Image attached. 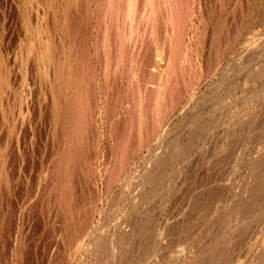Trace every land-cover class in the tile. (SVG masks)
Masks as SVG:
<instances>
[{
	"label": "rangeland",
	"instance_id": "rangeland-1",
	"mask_svg": "<svg viewBox=\"0 0 264 264\" xmlns=\"http://www.w3.org/2000/svg\"><path fill=\"white\" fill-rule=\"evenodd\" d=\"M64 1H65V3H64ZM79 1L80 0H78V1L74 0V2H79ZM100 1H102V0H93V1L88 0V2L86 0H84V1L82 0L83 3L80 1L77 4L76 3L74 4L73 0H56L55 2H54V0H42V1L41 0H38V1L37 0H0V84L2 83L1 85L3 87L2 89H0V117H1L0 118V124H1L0 125L1 126L0 127V168H1L0 169V179L1 180L0 181H1L2 187L4 185V191L7 189L5 191V194H4L3 188L1 190V187H0V190H1L0 196L4 194V196L0 197V203H1L0 204V264H51V262H53L54 264H57V263L58 264H62V263L63 264H72V263L73 264H112L113 256L115 255L114 250L115 249L120 250L122 248V246L124 245V241H128V238H125L123 235H124V232L126 231V229L128 230L131 227L132 222L134 225H137V223H138V225L140 227H141V225H143L145 223L144 233L136 236L135 238H137V240L134 238V240L136 241L133 243L134 247L132 248L134 252L131 251L130 248L128 251L124 247V249H123L124 251H122V253L119 254V260L117 261V264H134V263L135 264H142V263L143 264L144 263L145 264H152V263L153 264H180L182 261H184V259L187 261L188 257L196 256L197 253H199V254L196 256V258L200 257V250L205 251V249L207 247V245H206L207 243L206 242L203 243V242L204 241L208 242L210 239L209 238L210 235H213L212 229L214 230V229H216V227L218 228V226L220 224L218 222H220L221 220L223 222V214H224V209H225L224 206H225V203L228 201H229V221L228 222H229V241L230 242H227V243L226 242L225 243L220 242V245H218V246L220 247V249H222V251L224 249L223 252H225L227 254L226 255L227 257H229V264H240V263H238L239 261H241L242 263L251 262L249 264H252V263L254 264V262H255V264L264 263V228H263V225H264V221H263L264 220V204H263L264 203V192H260L259 195L255 194L256 189H257L255 184L256 183H258L260 185L264 184V114H263V112H264V15H263L264 14V12H263L264 11V4H263L264 0H261V1L260 0H258V1L257 0H243V1L242 0H221V2H220V0H215V1L214 0H206V1L205 0H199V1L198 0L197 1L192 0L193 3L191 0H186V1L185 0H178V2H176V0H174L173 1L174 3H171L172 0H169V1L165 0L166 4H165L164 0L163 1L162 0H156V1L155 0H146V1L141 0V2L138 0H131V1L130 0H123L124 2L122 0H120V1L115 0V3L112 5L114 10H112V8H110V7L107 8L108 6H106V7L104 6L105 8L101 9V11L104 10L103 12H101L99 10L100 9V7H99ZM103 1H105V2H101L100 4H102V3L107 4L108 0H103ZM154 1H155L156 6L154 5ZM120 2H121V5L119 7L118 5L120 4ZM122 2L124 4H122ZM139 2H140V5L142 3L143 6L142 5L140 6ZM200 2H202L201 3L202 5L200 4ZM71 3H73V4H71ZM87 3H89V4H87ZM95 3L98 5H96ZM134 3H136V4H134ZM143 3H146L147 6H145L146 4L144 5ZM159 3H161V4H159ZM191 3H192V5H190ZM63 4H64V6H63ZM93 4L96 5V7ZM172 4H173V6H172ZM75 5H76V7H75ZM80 5H82L81 7L84 10L81 7L79 8ZM134 5H136V6L138 5L137 8ZM157 5H159V7ZM234 5H236V6H234ZM92 6H94V7H92ZM121 6H122V8H121ZM165 6H168V7H165ZM185 6L187 7V9L185 8ZM198 6H199V9H198ZM59 7H61V8H59ZM62 7H64V8L62 9ZM65 7L67 10L65 9ZM157 7H158V12H156ZM201 7H203V8H201ZM27 8H28V10H27ZM69 8H70V10H69ZM86 8L87 9L90 8L91 10L90 9L87 10ZM92 8H95V10L97 9V11H95L94 9L92 10ZM160 8H162V9H160ZM243 8H244V10H243ZM79 9L80 10L82 9L84 14H82V12ZM136 9H139V10L137 11ZM31 10H33L34 15L32 14ZM47 10H49V11H47ZM191 10H193V11H191ZM237 10H239V11H237ZM69 11L72 14H69ZM118 11H119V13H118ZM135 11H136V13H135ZM178 11L179 12L181 11V13L179 14ZM93 12H97L96 13L97 15L94 14ZM99 12L101 13V15ZM137 12H139V14ZM161 12L164 13L163 15H165V16H163ZM235 12H237V13L234 14ZM238 12H240V14ZM40 13H41V15H40ZM58 13H60V14H58ZM67 13L71 17L74 15L72 18L76 19V20H77L76 17L79 16V20H77L78 22H76V23L74 22V23L76 24L75 26H77V24H79L80 26L82 25L80 27L81 29L84 26V29H82V31L80 30L81 33L84 32L81 34L82 36L84 35L83 37L80 38V35L78 36L79 33L75 34V32H73L74 34L72 35V34H70V32H68V33H67V31L65 32L64 31L65 29H62V23H63V25H66L67 24L66 18H68V20H69ZM106 13L108 16L106 15ZM117 13H118V15H120L119 16L120 18H117L118 17ZM166 13H167V15H166ZM202 13H204V15ZM210 13H213V16ZM81 14L83 16H81ZM109 14H112V15L110 16ZM135 14L138 16H136ZM207 14H209V15H207ZM238 14H239V16H237ZM56 15H58L59 17L58 16L56 17ZM134 15L136 16L135 20H134ZM183 15H184V18H182ZM215 15H216V17H215ZM60 16H62V18ZM98 16H101L102 23H98V22H101L100 18L98 19ZM142 16H145V18ZM160 16L162 17L161 19H160ZM233 16H235V17H233ZM110 17H111V20L108 21L107 18L110 19ZM173 17L177 20V22ZM229 17H231V18H229ZM31 18L33 19V21H31ZM46 18H48V19H46ZM112 18L113 19L115 18V19L112 21ZM126 18H127V20H126ZM140 18H142V19L140 20ZM163 18H164V20H163ZM211 18L212 19L214 18L215 20L214 19L210 20ZM51 19H52V21H51ZM59 19H60V21H58ZM80 19H81V22L83 24L85 22H87V20L91 19L90 21L87 22V23H89L88 28L90 30L86 27L87 23L83 25L80 22ZM105 19H106V22H105ZM219 19H220V21H219ZM235 19H237V20L235 21ZM76 20H74V21H76ZM158 20H159V22L163 23V25H161V28L159 27L160 25L157 27L155 26V25L159 24V22L157 23ZM96 21H98L97 23L99 25L96 24ZM126 21L129 25L126 23ZM32 22H33V25H32ZM90 22L91 23L95 22L94 26L96 25V27H97V25L103 26V27L100 26L99 28L97 27L99 34L95 33V32H97L96 28H94L93 23L91 24ZM107 22L108 23L111 22L112 24L111 23L108 24ZM119 22H120V24H119ZM182 22L184 23L183 25H181ZM42 23H43V25H42ZM106 23L108 24L107 28H106ZM125 23L127 24V28H126ZM140 23L142 25H138ZM143 23H144V25H143ZM201 23H203V24H201ZM205 23H206V25H205ZM178 24H179V26H178ZM197 24H198V26H197ZM49 25H51L52 27L50 26L51 28H49ZM89 25H91V26L89 27ZM109 25H111V27ZM118 25L120 26V28L118 27ZM166 25H167V27H166ZM184 25H185V27H184ZM141 26H143V27H141ZM148 26H149V29H148ZM223 26H226V27H223ZM229 26H231V29H228ZM145 27H146V29H145ZM155 27H156V29H155ZM233 27H235V28H233ZM115 28L117 31L115 30ZM132 28H134V29H132ZM140 28H142V29H140ZM157 28H160V29H157ZM178 28H183V29L178 30ZM187 28H188V30H187ZM195 28H199L200 31L198 29H195ZM109 29L113 30V32L115 34L110 33ZM124 29H126V30H124ZM101 30H103V31H101ZM119 30H120V32H119ZM127 30L129 31L128 32L129 34L127 33ZM49 31L51 32V35H49V33H50ZM124 31L126 33V37H124L125 36ZM145 31H146V33H145ZM209 31H210V33H209ZM100 32L102 33L101 35H100ZM108 32L110 33L111 37H108L109 36ZM142 32H144L145 35ZM153 32H154V35H152ZM196 32L198 33V35ZM235 32H237V33H235ZM64 33H66L65 34L66 36L64 35ZM139 33H141V35H139ZM223 33L225 36L223 35ZM35 34L39 35L41 37L40 41H43L44 44L47 46L46 51L41 50V43L37 44L38 38L36 39V41L32 40L33 35H35ZM86 34H87V36H85ZM92 34L97 36L99 38V40L97 39V41H96L95 36H93ZM161 34L163 35L162 37H163V41L165 43L168 40V42H167L168 44L163 45L165 48L163 46H161L163 43V41L161 39L162 38ZM179 34L182 35L183 37H180ZM228 34H229V36H228ZM230 34L231 35L233 34V35L231 36ZM236 34H238V35H236ZM69 35H70V38H69ZM71 35L73 38H71ZM114 35H115V37H114ZM116 35L119 36L120 42H119L118 37ZM91 36H93V38L95 39V40L93 39V41H95L94 43L92 42ZM99 36H102V37H99ZM137 36L140 38L138 39ZM143 36L145 39L143 38ZM65 37H66V39H65ZM84 37H85V39H84ZM104 37H105V39H104ZM134 37L136 40L133 39ZM166 37H168L167 40H166ZM209 37L210 38L212 37L211 41H210ZM100 38L101 39L103 38V39L100 40ZM111 38L112 39L114 38L117 40L118 44L117 43L115 44L116 47H113L116 40L113 39L114 42H111L112 41ZM128 38L129 39L131 38V40H129ZM157 38H158V40H157ZM178 38H179V40H178ZM62 39L65 40L66 43ZM75 39L78 41L81 39L82 41H79L80 44L77 41L75 43L76 44V46H75V44H74ZM83 39L86 41H84ZM218 39L221 41L219 42ZM222 39H223V41H222ZM104 40H105V42H104ZM108 40H111V41H108ZM124 40H126L125 42H127V45H125V46H124V44H126V43L124 42ZM134 40H135V42H134ZM54 41H55V44H54ZM58 41H61L62 45H61V42H58ZM83 41L87 45L89 43L90 44L92 43V45L89 44L88 46H86V44L83 45L87 48L86 49L87 51L85 50V47L84 48L82 47V44L84 43ZM149 41H151L152 44ZM43 42H42V44H43ZM56 42H58V43H56ZM158 42H161V43H158ZM221 42H223V43H221ZM22 43H23V45L21 46ZM97 43L99 44V46L101 45L103 47V49H102V47L97 46ZM109 43L113 47L112 50L114 51V49H115V53L113 52L115 55L113 53L110 54L109 51H111V50H109V49L111 48V45ZM135 43H137V45ZM182 43H183V45H182ZM150 44H151V46H150ZM72 45H74V46H72ZM109 45H110V47H109ZM118 45H120V46H118ZM133 45L135 46V48H132V47H134ZM56 46H58V47H56ZM96 46H97V48H96ZM140 46H142V47H140ZM189 46H190V48H189ZM218 46H219V48H218ZM35 47H36V49H35ZM71 47H72V50H71ZM81 47H82V50H80ZM105 47H106V50H105ZM118 47L122 48L123 50L119 49ZM126 47H127V49H125ZM143 47H145V48H143ZM148 47H150L149 50H148ZM161 47L163 48V50L167 49L166 54L164 53L163 50H161ZM206 47L208 49L210 47L211 48L208 50ZM94 48H95V50H94ZM100 48H101V51H99ZM116 48H117V50H116ZM130 48H132V49L130 50ZM76 49H78V50H76ZM133 49H135V51L137 52V53H133V56L135 57V59L133 58L132 53L130 54V51H133ZM118 50H119V53H118ZM126 50H127V52H126ZM143 50H145L144 54H143ZM175 50L177 53L174 52ZM180 50H182V51H180ZM80 51H82V52L84 51L83 52L84 55L86 54L85 51L87 52L88 55H90V57L89 56L84 57V55L82 57V61L85 59L84 61L86 62L85 63L83 61L85 63L84 66H86V68H88V71H90V72L87 71L86 75L84 72H83V74L81 72H78V70H77L78 66L76 67V64H75L76 60L78 59V56L80 54ZM135 51H133V52H135ZM100 52H101V54L103 52V56L100 54ZM106 52H107V54H106ZM145 52H147V54L149 52H151L153 59L151 58L152 56L149 53L148 57H146L148 60H146V58H144V56H147V54ZM29 54H30V56H29ZM94 54H96V56L99 54L97 57L100 61H97L98 59ZM121 54H124V57ZM208 54H210V55H208ZM111 55H114V57H116L117 55L118 56L116 58L113 57L114 58L113 59ZM33 56H35V57H33ZM74 56H75V58H74ZM100 56H102V58ZM262 56H263V58H262ZM16 57H19V58H16ZM53 57L56 58V60ZM137 57H139V58H137ZM249 57H250V59H249ZM34 58H35V60L32 61ZM182 58H183V60H182ZM28 59H30V61H32V62L28 61ZM101 59H103V60H101ZM111 59H112V61H111ZM123 59H124V61L122 63ZM136 59H137V61H136ZM113 60H114V63H113L114 66L111 65ZM118 60L121 64L118 62ZM173 60L174 61L178 60V61L174 62ZM251 60H252V62H251ZM87 61L89 63L91 62L92 64L91 63L88 64ZM110 61H111V63H109ZM144 61H146V63H144L145 65L142 64ZM212 61L214 62V64L212 63ZM17 62H19V63H17ZM42 62H43V64H42ZM205 62H207V63H205ZM58 63L63 64V68H62L63 71L61 69L59 70V68L55 69L56 65ZM99 63L100 64L102 63L101 65H99V66H102L101 68L98 66ZM153 63H155V65ZM202 63L205 66H203ZM27 64H28V66H27ZM122 64H124V65H122ZM34 65H36V67ZM42 65H44V66H42ZM49 65H50V67H48ZM52 65H54V66H52ZM126 65L128 66V69H126L127 68ZM160 65H162V67ZM179 65L180 66L182 65L181 68ZM192 65L194 67L190 70ZM31 66H33V69H31L32 68ZM135 66L137 68L139 67L141 69L144 68V69H142V71L144 70L143 72H145V73H143L141 71L139 72L140 69L138 68V70H137ZM145 66L147 68H145ZM184 66H186L187 70ZM230 66L235 67V68H232L233 69L232 72H231ZM28 67L32 71H34L35 69L36 70L32 73V71ZM202 67H204L203 70L201 69ZM14 68H16V69H14ZM86 68L85 69L83 68V69L87 70ZM89 68H90V70H89ZM111 68H113V70ZM208 68L211 70L209 71ZM225 68H227V69H225ZM11 69L12 70L14 69L13 70L14 74L13 73L11 74V71H12ZM27 69H29V70H27ZM94 69H95V71H94ZM110 69L112 71H114V69H115V72L117 71L116 73H118V71L120 70L119 72H121V74H123V75L118 73L117 74V75H119L118 79L119 78L120 79L117 80L116 79L117 78L116 73L115 72L113 73ZM117 69H119V70H117ZM133 69H135L136 74L134 73ZM152 69H155V72ZM174 69L176 72L174 71ZM9 70H10V72H9ZM146 70H147L148 74L145 77L144 75L146 74ZM148 70H151V72L152 73L154 72V73L152 74ZM161 70H162V72H161ZM28 71H30V72L28 73ZM49 71H50V73H49ZM109 71L112 72V73H110L111 80H110V76L108 73ZM156 71H157V74H156ZM177 71H178V73H177ZM17 72H18V74H17ZM129 72H130V74H129V76H127L128 75L127 73H129ZM94 73H95V75H94ZM133 74H134V76L131 77ZM154 74L157 76H155ZM175 74H177L178 79H177ZM189 74L190 75L192 74V76H190ZM240 74H242V76ZM49 75H51V77ZM135 75H136V80L134 78ZM141 75L145 77L144 81H146L145 82L146 84L144 82L142 83L139 81L140 78H142V79H140L141 81L143 80V77H141ZM172 75H174V76H172ZM207 75H208V77H207ZM40 76H41V79H39ZM44 76H46V77H44ZM76 76L77 77L79 76L80 78L79 77L78 78H79V80H81V82H79L78 84L76 82ZM93 76H95V77H93ZM107 76L109 77L110 81H108ZM184 76L186 77V79L184 78ZM219 76L220 77L222 76L223 78L222 77L217 78ZM17 77H18V79H17ZM112 77H114V79ZM138 77H139V79H138ZM51 78H52V80H51ZM86 78L89 80L93 79V81H90L91 82L90 83L89 81H86ZM126 78H127V81L125 80ZM149 78H152V80L150 81ZM216 78L218 81L216 80ZM239 78L241 81L239 80ZM44 79H46V80H44ZM104 79L107 80L109 83L107 81H105ZM128 79L130 82L128 81ZM21 80H22V82H21ZM36 80H37V82H36ZM97 80H99V81H97ZM113 80H115L114 84L117 81L119 82V83L117 82L119 84V87L117 86V84L115 86H113V84H112ZM14 81H16V82H14ZM45 81H47V84ZM138 81L143 86L140 85L141 86L140 87L139 86L140 83L138 84ZM177 81H179V82H177ZM191 81H193V82H191ZM33 82H34V84H33ZM44 82H45V85H44ZM69 82H70L69 89L67 90V84ZM72 82H74V84ZM88 82H89V84H88ZM149 82H151V83H149ZM40 83H43V84L41 85ZM80 83L81 84L83 83V86ZM121 83H122V85H121ZM232 83H234V84H232ZM260 83H262V84H260ZM91 84H92V87L90 89ZM124 84H126V85H124ZM132 84H135V88H134V85H132ZM153 84H154V86H152ZM208 84H211L210 87ZM47 85H48V87H47ZM168 85H169V87H167ZM181 85H183V86L180 87ZM221 85H223V86H221ZM16 86L18 87V89ZM86 86H88V87H86ZM97 86H98V88H97ZM105 86L107 88H105ZM176 86L179 88L176 89ZM153 87H155L156 89H154ZM251 87L253 90L251 89ZM45 88H46V90H45ZM92 88H94V89H92ZM111 88H112V90H115L117 93H119V95L115 91L113 93H111V91H112ZM113 88H115V89H113ZM120 88H121V90H120ZM235 88H236V90H235ZM6 89H7V91H6ZM25 89H27V90H25ZM55 89H57L58 92L61 91L59 94L62 96V98L65 97L64 95H65L66 91H68V92L70 91L69 93L67 92L68 98H66V102L68 101L67 102V110H68L67 114L68 115L66 117L65 124L64 125L61 124L60 126L56 125L55 118H54V112H55L54 111L55 110L54 98H55V95H57V91ZM131 89H133V90H131ZM81 90H84L87 93L84 94L83 91H81ZM94 90H95V92H94ZM126 90H128V91H126ZM130 90H131V92H130ZM135 90H136V92L134 93ZM146 90H147V92H145ZM166 90H168L169 92L167 93ZM53 91H54V93H53ZM139 91H141V92H139ZM165 91H166L167 95H166ZM5 92H6V94H5ZM9 92H11L12 95L9 94ZM19 92H20V95H19ZM76 92H77V94H76ZM129 92L131 93V96H130ZM175 92L178 94L174 95ZM70 93H73L74 96H78V98L81 99L82 101L85 100L86 101L85 104L87 103L86 106L89 104L90 105L93 104L92 108L94 106L95 112L93 110H92V112H94V113L91 112L92 108L90 109V107H91L90 105L87 106L88 108L86 107L88 111L86 110V108L83 111L85 119H87L88 121L84 120V119L82 120L85 122L86 125L84 126V129L83 128L81 129V131H84V133L86 132V134H83V132L80 133V135L82 137H80L81 140L79 139L78 143H81V144H79L80 147L79 146L77 147V149L79 148L78 149L79 154H77V152H78L77 149H76L77 151L74 150L75 154L71 155V157H70V159H72V157H73V161L71 160V162H70V159H69L70 164L68 163L69 166H68L67 172L63 173L61 170V172H62V174H61L58 171V175H61L62 177L65 175L63 177V178H65L64 179L65 182H67V184L70 183V185L68 184V188L69 189L71 188L70 190L68 189V191L70 193L69 197H71V199H73V200H77L76 202L74 201V203L72 202L73 200L67 201V203L65 204V202L63 203V200L60 199L61 196H59V194L57 195L58 192L57 193L53 192L55 190H58L57 185L54 184V182H53V178L54 179H55V177L59 178V176H56V174H57L56 169L57 168L55 169L56 171L54 170V166H55L54 163H56V160L53 163L52 159L56 158V156H58V155H59L58 157L60 160L63 158L62 156L65 153L64 152L65 149L64 150L62 149V147H65L64 140L65 141L67 140V142H65L66 146H67L68 136H66V135L71 133V130H70L71 127L69 128V126H72L73 123L75 122L73 120L75 115H71V114H73V112H72L73 110H71V111L69 110V109H71V105H70V101H69V98H70L69 94ZM90 93H92L93 96ZM115 93H116V95H118V97L116 96L115 101H112V100H114L113 97L115 96ZM22 94H23V96H22ZM34 94H35V96H34ZM62 94H64V95H62ZM99 94H100V96H99ZM133 94H134V98H132ZM135 94H136V96H135ZM46 95H48V97H46ZM84 95H86V96L84 97ZM140 95L145 96L146 98L140 99ZM10 96H11V98H9ZM172 96H173V98H172ZM189 96H191V99ZM192 96L194 97V99ZM257 96H258V98H257ZM17 97H18V100H17V102H15L16 101L15 99H17ZM90 97H93L94 100H92V98H90ZM102 97L104 100L102 99ZM168 97H170V99H168ZM174 97H177V98L174 99ZM47 98L49 99V102H48ZM88 98L91 100H89ZM22 99L24 101H22ZM192 99H193V101H192ZM27 100H28V102H27ZM87 100L88 101H94V102L88 103ZM102 100H103V102H102ZM118 100H119V103H117ZM123 100H125V101H123ZM225 100H227V101H225ZM3 101H4V103H3ZM129 101H130V105H129ZM188 101L190 102L189 104H188ZM120 102H121V104H120ZM123 102H124V104H123ZM13 103H14V106H13ZM46 103H49L51 105V107ZM99 103H102V104H99ZM111 103L113 106L109 105ZM162 103H164V106L162 105ZM169 103H171V104H169ZM150 104H152V105H150ZM23 105H24V108L22 107ZM68 105L70 106V108ZM97 105H99V106H97ZM114 105H116L115 108H114ZM118 105H119V107H117ZM169 105L171 108L169 107ZM46 106H47V108H46ZM122 106H123L124 110L122 109ZM129 106H130V110H132V112H133V113L131 112L132 114L129 112L130 110H128ZM166 106H167V108H166ZM187 106L189 107V109H187L188 108ZM48 107L51 108V109H49L50 114L47 113ZM108 107L110 110L112 109V111L107 112ZM183 107H184V109H183ZM219 107H221L222 109H220ZM97 108H98V110H97ZM133 109H134V111H133ZM105 110H107L106 112L109 113V116L107 113H105ZM125 110H126V112H125ZM143 110H145L144 115L142 114ZM102 113H103V115L101 116L100 114H102ZM147 113L149 115H147ZM164 113H167V115ZM175 113H177V115ZM88 114L90 116L89 118L86 116ZM118 114H120V117H118ZM129 114H130V116H129ZM212 114H214V115H212ZM18 115H20V116H18ZM44 115L46 118H44ZM47 115H49V117ZM92 115H94V116H92ZM127 115L130 118L129 120L126 119L128 117ZM31 116H32V118H31ZM105 116L109 117L110 119L105 117ZM124 116H127V117H124ZM173 116H174V118H173ZM121 117L124 119L121 120ZM105 118L108 120H105ZM115 118H117V121L119 120L118 122L116 121L117 123L115 122L117 124V127H115L116 124L113 123L115 121ZM118 118H120V119H118ZM142 118H143V120H142ZM153 118H155V119L153 120ZM256 118H257V120H256ZM22 119H24V121ZM113 119H114V121H113ZM135 119L137 121H135ZM163 119H164V122H163ZM166 119H168V120H166ZM170 119H172V121ZM181 119H183V121ZM251 119L253 121H251ZM133 120H134V122H137L136 124L134 123V125H136V126L132 125ZM1 121H2V123H1ZM22 121L24 123H22ZM25 121H26V123H25ZM69 121L72 122V123L70 122L71 125H70ZM145 121H146V123H145ZM147 121L150 123H148ZM168 121H170V122H168ZM90 122H92L91 126H90ZM184 122H186V123H184ZM215 122H216V124H215ZM237 122H239V123H237ZM120 123H122L123 125H121ZM87 124H89V125H87ZM110 124H112L114 126H112ZM104 125H105V127L103 128ZM147 125L149 126V128ZM58 126L60 128V133L62 134V137H60L61 134L58 132V129H59ZM89 126H90V128H89ZM108 126H109V128H108ZM177 126L179 129H177ZM52 127H53V129H52ZM66 127H68V128H66ZM121 127L122 128L125 127L124 130H121ZM134 127H135V129H133ZM183 128H184V130H183ZM250 128H251V130H249ZM67 129H69L70 131ZM97 129H99V130H97ZM126 129H128V130L125 131ZM131 129H132V131L130 132ZM141 129H143V131ZM61 130L64 132H61ZM92 130H94V132ZM100 130H101V133H100ZM115 130L117 131L116 133L114 132ZM88 131H90L91 133ZM202 131H204V132H202ZM95 132H96V134H95ZM97 132H99V133H97ZM103 132H105L104 135H103ZM135 132H136V134H135ZM182 132H184L183 133L184 135L181 134ZM120 133H121V136L123 138L128 133L127 138L125 137L122 140ZM57 134H59V137H57ZM90 134H91V136L92 135L95 136L96 139L93 136L91 137ZM129 134H132V135H129ZM86 135L89 137H87ZM101 135H103V136H101ZM130 136H131V138H130ZM132 136H134V137L136 136L137 138H132ZM140 136H141V138H140ZM84 137H87V138H84ZM100 137H102V138H100ZM59 138H61V139H59ZM78 138H79V136H78ZM129 138L132 139L131 140L132 142L135 141V139H136V141L132 143L131 141H129L130 140ZM156 138H158V139H156ZM86 139H87L86 145L89 146L88 148L85 146ZM93 139H94V141H92ZM115 139H117V140L115 141ZM154 139H156V140H154ZM52 140H54V141L52 142ZM96 140H97V142H96ZM118 140L123 141V142H118ZM151 140H153V141H151ZM159 140L164 141V142L162 143ZM178 140H180V141H178ZM203 140H204V142H203ZM82 141H83L84 145L82 144ZM49 142H51V143L49 144ZM54 142L56 145L54 144ZM56 142H58V143L60 142L59 145L61 147L58 146V143H56ZM194 142H196V143H194ZM115 143H116V145H117V143H119L117 145L118 147H116ZM120 143H122V144H120ZM124 144H125V146H124ZM128 144L130 146L129 148L127 147ZM136 144H137V146H136ZM81 145H83V146L81 147ZM90 145L93 147V149L97 146V148H95V151L92 149V147ZM107 145H108V147H106ZM177 145L179 147H177ZM50 146H51V148H50ZM52 146L55 147V150H57L56 152L54 151V148H52ZM211 146H212V148H211ZM57 147H59V148H57ZM228 147L230 150L228 149ZM114 148H115V151L118 148V151L115 153L113 151ZM190 148H192V149L190 150ZM1 149H3V150H1ZM60 149L63 150L62 154L60 153L61 152ZM81 149H83V150H81ZM52 150H53V152H52ZM90 150L92 151V153ZM123 150H124V152H123ZM174 151H176V152H174ZM2 152H4L3 156H2ZM46 152H49L48 153L49 155L46 154ZM100 152L103 153L104 155L101 154ZM126 152L127 153L131 152V155L126 154ZM187 152L189 153L188 156H187V154H188ZM208 152H210V153H208ZM54 153H56V154L58 153V154L55 156ZM80 153L82 155H80ZM84 153H85V155H84ZM95 153L99 154V156H101V157H99ZM124 153H125V155H124ZM226 153H228L229 155L227 154L228 155L227 156ZM112 154H118V155L113 156ZM50 155H51V157H50ZM87 155H90L91 156L90 158L94 157L93 160L89 161V158L88 159L86 158L87 160H85L84 157H86ZM110 155H112V156H110ZM121 155H124V156H122V160H121ZM126 155H127V157H126ZM128 155H129V159H127ZM195 155H197V156H195ZM4 156L6 159L4 158ZM46 156L48 157V159ZM159 156H162L163 159L165 160V166H164L165 169H164V174L161 175L162 177L156 178V176L155 177L153 176L154 172L151 169L155 166ZM194 156H195V158H194ZM75 157H76V159H75ZM77 157H78V160H77ZM79 157L81 160L79 159ZM130 157H131V159H130ZM200 157H202V158H200ZM23 158H24V160H23ZM95 158L98 160L96 163H95V161H96ZM135 158H136V161L138 162V164L136 163ZM125 159H127V161ZM149 159H150V161H149ZM186 159H187V161H186ZM83 160L85 163L83 162ZM112 160L114 162L115 167L112 166L113 165ZM114 160L115 161L117 160V161L115 162ZM198 160H199V162H198ZM41 161H42L43 166H41V163H39ZM57 161H58V159H57ZM110 161H111V163H110ZM6 162L9 164H7ZM45 162H47V163H45ZM151 162H152V164H151ZM262 162H263V164H262ZM12 163H14V164H12ZM92 163H93V165H92ZM94 163L96 165V168L97 169L99 168L100 170L99 169L95 170L96 168L95 169L92 168L93 166L95 167ZM115 163H117V164H115ZM45 164H48V165L52 164V165L49 167ZM74 164L78 167L73 168ZM11 165H12V168H10ZM183 165H185V166H183ZM191 165H193V166L191 167ZM4 166H6V169H4ZM79 166L80 167L82 166L81 167L82 169H80ZM149 166H150V168H149ZM179 166H180V168H178ZM44 167H46V168H44ZM101 167L103 170L101 169ZM119 167L121 169H119ZM37 168L39 169L38 173H37ZM91 168H92V170H91ZM112 168H116V169L118 168L119 170H117V173H116V169H113L111 172H109ZM177 168H178V170H177ZM255 168L258 170L256 171ZM40 169H42V171ZM44 169H47V171ZM75 169L76 170L79 169V170L75 171ZM106 169L108 170L107 173L105 172ZM243 169H244V171L242 172L241 170H243ZM261 169H263V170H261ZM7 170H9L8 171L9 173L7 172ZM43 170L45 172H43ZM48 170H50V173ZM58 170H59V168H58ZM69 170H70V172H69ZM134 170H135V172H134ZM142 170H144V171H142ZM1 171L3 174L1 173ZM73 171L75 172L76 175H78V177H76V175L74 174ZM102 171H103V173H102ZM47 172H48V174H47ZM169 172H172V173H169ZM66 173H67V175H66ZM83 173H85L84 175L86 177L82 176ZM105 173L107 176L109 174H111L110 175L111 178L108 177V178H110V180L112 179L111 183H110V180L107 178V176H105ZM191 173H192V175H191ZM8 174L10 175V178H9ZM35 174H37L36 175L37 179H34ZM90 174H92V175H90ZM114 174H115V176H117L119 178L115 177ZM138 174H140V175H138ZM175 174H178V176ZM246 174H247V176H246ZM52 175H54V176H52ZM70 175L72 176V179H71ZM142 175H144V176H142ZM190 175L193 176V177H191V179H190ZM11 176H14V177H11ZM32 176H33V178H32ZM49 176H52L53 178L52 177L49 178ZM73 176H74V179L76 177V180H73ZM47 177L51 181H49ZM121 177H123V178L120 179ZM174 177H175V179L173 181ZM187 177H189L188 180H187ZM5 178H7V179H5ZM67 178H69V179H67ZM80 178H82L83 181H81ZM133 178H134V180H133ZM93 179L96 181H94ZM36 180H38V182ZM89 180H90V182H89ZM103 180H104V182H103ZM105 180H106V182H105ZM119 180H121V181H119ZM33 181H35L34 182L35 186H34V184L32 185ZM40 181L44 182V184H42V182H40ZM46 181H48L51 184L48 185L49 184L48 182L46 184ZM108 181H109V184L105 185V183H108ZM168 181H171V182L173 181L172 185L166 186V184H167L166 182H168ZM81 182H83L84 184ZM101 182H103V183H101ZM197 182H199V183H197ZM39 183H40V185H39ZM243 183H244V185H243ZM1 184H0V186H1ZM91 184H92V186H91ZM118 184H119V186H118ZM141 184H142V186H141ZM46 185L48 187L45 188ZM52 185H53V187L51 188ZM74 185H76V188H77L76 190L80 189L82 191L74 190L77 193L76 194L72 190L75 187ZM81 185L84 187H82ZM89 185L91 187H89ZM248 185H251V186L248 187ZM54 186L57 189H55ZM103 186H105V187H103ZM127 186H128V188H127ZM143 186L145 188L147 187V189H145ZM40 187H42L41 189L43 190V192L41 191ZM239 187H240V189H239ZM43 188H45L46 190L44 191ZM48 188H50V189H48ZM89 188H91V192L93 190L92 194L89 191L90 190ZM93 188H95V189H93ZM186 188H187V191H186ZM219 188H220V191H223V192H220ZM31 189H33V190H31ZM167 189H169V191ZM95 190H96V192H95ZM115 190H117V191H115ZM24 191H26L27 193ZM37 191H40V192H37ZM47 191H49L50 193L51 192L54 193L55 195H57V197H55L54 194H52V195H50V193L48 194ZM182 191L184 192V194ZM224 191H225V195H223ZM44 192L47 194L44 195ZM86 192H87V194H86ZM88 192H90V193H88ZM114 192H116V193H114ZM125 192L127 194H125ZM213 192H214V194H213ZM21 193H23V194H21ZM151 193H152V195H151ZM189 193H191V194H189ZM238 193H241L243 195L242 196L243 198L241 197V201L243 203L240 204V206H239V204L235 206V204H232V203H233V201H234V199ZM71 194H73V195L71 196ZM79 194L81 196H83L82 199H81ZM88 194H89V196H90V194L91 195L94 194L92 197L95 196V199H92L91 196L89 197L90 199L86 198V197H88ZM195 194H197V195L195 196ZM75 195L76 196L79 195V197H76ZM255 195H258V196L255 197ZM28 196L30 198H28ZM52 196H53V198H52ZM197 196H199V197H197ZM211 196H213L214 200L212 199ZM194 197H196V198L194 199ZM26 198H28V200ZM55 198L57 199V201L55 200ZM63 198H65V197H63ZM99 198H100V201H99ZM208 198L211 199V201ZM256 198H258V199H256ZM44 199L48 200L47 201L48 203ZM78 199H79V201H78ZM37 200H39V201H37ZM60 200H61V202H60ZM67 200H69V198ZM87 200H89V201L87 202ZM91 200H92L93 205H91L89 203V202H91ZM251 200L254 203H251L250 202ZM36 201L39 202V204H37ZM58 201L60 202V206L57 205L59 203ZM121 201H122V203H121ZM207 201H209L210 203L208 202L206 205L205 202H207ZM261 201H262V206L259 205V204H261ZM42 202L44 203L43 205H42ZM50 202L52 203V205ZM55 202H56V206H53V204L55 205ZM61 203L65 204V205L63 206ZM76 203H78V205H81V207L83 208V211L81 210L82 208L80 206H78ZM98 203H100L101 205ZM198 203H200L199 206H198ZM45 204H46V207H45ZM85 204L87 205V208H86ZM192 204H194V205H192ZM247 204H248V207H247ZM35 205H37L38 207L37 206L35 207ZM48 205H50V207ZM74 205L76 206V209H75ZM89 205H90L91 211L88 210ZM208 205H210L209 209H207ZM231 205L234 207H231ZM57 206H58V208H57ZM61 206H63V208ZM192 206L194 208H192ZM195 206H197V207H195ZM201 207H203V208H201ZM235 207L241 208V210L237 214L235 212ZM243 207H244V210H243ZM49 208H50V211H49ZM78 208H80V209L78 210ZM199 208L201 210H199ZM85 209L88 210L90 212V214ZM45 210H47V211H45ZM52 210H54V212H52ZM259 210H261V211H259ZM78 211H80L82 213H80ZM246 211L250 212V213H246ZM49 212H50V215L48 216ZM72 212H73V215L76 214L75 218H73L74 216L72 215ZM75 212H78V213H75ZM190 212H193V213L190 214ZM254 212H255V214H254ZM158 213L159 214L161 213V214L159 215ZM241 213H243V214H241ZM257 213H259V214H257ZM64 214L69 215V216H67L65 218ZM192 214L195 216H193ZM57 215H58V217H57ZM95 215H97V216H95ZM191 215H192V217H191ZM201 215H203V216L205 215V216L202 217ZM240 215L242 216V218L240 217ZM250 215L252 217L254 215L256 217H257V215L258 216L260 215V216H259V218L255 219V220L254 219L250 220V222H251L250 223L245 218V217L251 218ZM70 216H72V217H70ZM76 216L77 217L79 216V218H77ZM144 216H146V217H144ZM243 216H245L244 219H243ZM52 217H53V219H52ZM58 218H59V220H58ZM84 218H85V220H84ZM87 218H89L90 220ZM131 218H133V220ZM134 218L136 221H134ZM60 219H62V220H60ZM74 219L76 220V222H74L75 221ZM82 219H83L84 224L86 223L87 226H82L81 224H79V223H81ZM94 219H96V222L94 221ZM122 219L124 222L122 221ZM184 219H185V221H184ZM190 219H192V220H190ZM200 219H202V221ZM218 219L220 221H218L215 224L214 222H216ZM57 220H58V222H57ZM88 220H89V223H88ZM52 221H56V222H52ZM195 221H196V223H195ZM243 221H246V222H243ZM83 222H82V224H83ZM247 222H249V224H251V225L249 226V224H246ZM262 222H263V224H262ZM59 223L60 224L62 223V229L58 228V226L61 227V225H59ZM64 224H68V225H64ZM173 224H174V226H173ZM181 224H183V225H181ZM192 224L194 227H192ZM245 224H246V226H245ZM55 225H57V227ZM189 225L191 227H189ZM221 225H222V223H221ZM221 225H220V227H221ZM64 226L67 227L65 230L63 229ZM72 226H73V228H72ZM169 226H171V227H169ZM213 226H215V227H213ZM80 227H84L85 229L84 228L81 229ZM187 227H189V228L186 229ZM195 227H197V228H195ZM240 227H241V229L244 230V232H242L241 235L236 234V235H234V238H231L230 237L231 232H234V230H238ZM68 228L70 229V231ZM59 229L61 230V232ZM168 229H170V230H168ZM192 229H194V230H192ZM222 229L223 228H219V231ZM254 229H255V231H254ZM99 230H101V231L99 232ZM197 230H199V231H197ZM1 231H2V233H1ZM66 231L70 232V233L68 232L70 237L67 236L68 235L67 233L66 234L64 233ZM78 231L80 232V235H79ZM81 231H82V233H81ZM88 231H90V232H88ZM139 231H141V229H139ZM187 231H189V232H187ZM191 231H192V233H191ZM38 232H40V233H38ZM58 232H60V233H58ZM200 232H202V233H200ZM62 233L65 234L64 237H66V238H62L63 237ZM205 233H208V234L206 235ZM235 233H237V232H235ZM74 234L76 235V238H73V237H75ZM251 234H253V235H251ZM143 235H144V237H143ZM78 236H79V238H78ZM94 236H96V237H94ZM111 236H113L114 238ZM240 236H243V237H240ZM85 237H87V238H85ZM110 237H111V240H110ZM178 237H179V239H178ZM112 238L114 240H117V242L115 244L113 243L114 240ZM249 238H250V240H249ZM64 239H65V242L63 243L62 241ZM67 239H68V242H67ZM141 239L143 240L142 242L140 241ZM166 239L169 243L166 241ZM236 239L238 242L234 243V241H236ZM55 240H56V242H55ZM59 240H60V242H59ZM156 240H157V243H156ZM171 240H175V241L171 242ZM192 241H194V242H192ZM242 241H244V242H242ZM25 242H26V245H25ZM61 242L63 244H65L64 245L65 248L62 247L63 244ZM251 242H253V243H251ZM58 243H59V245H58ZM69 243H72L73 245H71ZM18 244H21V245H18ZM111 244H112V247L110 246ZM154 244L157 245V248H156V246L153 247ZM159 244L161 245V247L159 246ZM60 245H61V247H60ZM69 246H71V247H69ZM149 246H150V248H149ZM172 246H173V252H174V254H172V255H175L176 259H175V256H174V259L172 258L173 256H171V257L168 256V253H170V252L173 253L171 251ZM179 246L180 247L182 246V247L180 248ZM258 246H259V249L257 248ZM57 248H58V250H57ZM95 248H96V250H95ZM155 248H156L157 254L160 255L162 253V255L157 257L156 261H154V259H156V258H154L153 254H152V252L154 251ZM217 249H219V248L217 247ZM11 250H13V251H11ZM53 251L56 253L60 252V257L58 254L54 253ZM82 255H84V256H82ZM221 255L222 254L218 255V256H220V258L219 259L216 258V260L212 261L211 264H222V261H223L222 257H224V256L223 255L221 256ZM260 255H261V257H260ZM110 256L112 257V259L110 258ZM65 257H67V258H65ZM100 257L102 260H99ZM103 257H105V258H103ZM158 258H160V259H158ZM56 259H57V261H56ZM95 260H97L98 262H95ZM125 260H126V262H125ZM219 260H221V261H219ZM232 260H233V262H232ZM65 261H66V263H65ZM217 261H218V263H217ZM55 262H57V263H55Z\"/></svg>",
	"mask_w": 264,
	"mask_h": 264
},
{
	"label": "bare ground",
	"instance_id": "bare-ground-1",
	"mask_svg": "<svg viewBox=\"0 0 264 264\" xmlns=\"http://www.w3.org/2000/svg\"><path fill=\"white\" fill-rule=\"evenodd\" d=\"M37 1H38V0H37ZM41 1H42V0H41ZM55 1H56V0H54V2H55ZM77 1H78V0H77ZM80 1L82 2V0H80ZM80 1H79V2H80ZM83 1H84V0H83ZM86 1L88 2V0H86ZM92 1H93V0H92ZM116 1H117V0H116ZM118 1H120V0H118ZM122 1H123V0H122ZM130 1H131V0H130ZM138 1L141 2V0H138ZM142 1H143V0H142ZM145 1H146V0H145ZM155 1H156V0H155ZM155 1H154V5H155ZM162 1H163V0H162ZM168 1H169V0H168ZM173 1H174V0H172L171 3H174ZM185 1H186V0H185ZM191 1H192V0H191ZM196 1H197V0H196ZM198 1H199V0H198ZM205 1H206V0H205ZM214 1H215V0H214ZM242 1H243V0H242ZM257 1H258V0H257ZM260 1H261V0H260ZM46 2H47V1H46ZM73 2H74V0H73ZM79 2H74V4H75V3L77 4V3H79ZM89 2H90V1H89ZM95 2H96V1H95ZM101 2H105V1L102 0V1H100V3H101ZM123 2H124V1H123ZM123 2H122V4H124ZM140 2H139V5H140ZM164 2H165V0H164ZM176 2H178V0H176ZM194 2H195V1H194ZM220 2H221V0H220ZM232 2H233V1H232ZM33 3H34V2H33ZM33 3H32V4H33ZM40 3H41V2H40ZM64 3H65V1H64ZM82 3H83V2H82ZM97 3H98V2H97ZM100 3H99V5H100V6H99V7H100L99 10H100V11H101L102 8L104 9L106 6H108L107 8L110 7V8H112V10H114L112 5L115 3V0H108V1H107V4H106V3H102V4H100ZM116 3H117V2H116ZM161 3H162V2H161ZM161 3H159V4H161ZM184 3H185V2H184ZM192 3H193V1H192ZM192 3H191L190 5H192ZM201 3H202V2H200V4H201ZM32 4H31V5H32ZM41 4H42V3H41ZM46 4H47V3H46ZM66 4H67V3H66ZM71 4H73V3H71ZM80 4H81V3H80ZM87 4H89V3H87ZM95 4H96V3H95ZM104 4H105V5H104ZM134 4H136V3H134ZM143 4L145 5L146 3H143ZM165 4H166V2H165ZM178 4H179V3H178ZM185 4H186V3H185ZM215 4H216V3H215ZM263 4H264V2H263ZM14 5H15V4H14ZM43 5H44V4H43ZM52 5H53V4H52ZM93 5H94V4H93ZM96 5H98V4H96ZM96 5H94V6L96 7ZM110 5H111V6H110ZM120 5H121V2H120V4H119L118 6L120 7ZM141 5H142V3H141ZM141 5H140V6H141ZM182 5H183V4H182ZM201 5H202V4H201ZM237 5H238V4H237ZM63 6H64V4H63ZM81 6H82V5H80L79 8H80ZM94 6H92V7H94ZM104 6H105V7H104ZM131 6H132V5H131ZM134 6L137 8L138 5H137V6L134 5ZM142 6H143V5H142ZM145 6H147V4H146ZM155 6H156V5H155ZM157 6L159 7V5H157ZM172 6H173V4H172ZM175 6H176V5H175ZM234 6H236V5H234ZM243 6H244V5H243ZM259 6H260V5H259ZM75 7H76V5H75ZM87 7H88V6H87ZM158 7H157V11H156V12H158ZM161 7H162V6H161ZM165 7H168V6H165ZM207 7H208V6H207ZM219 7H220V6H219ZM237 7H238V6H237ZM244 7H245V6H244ZM28 8H29V7H28ZM28 8H27V10H28ZM59 8H61V7H59ZM63 8H64V7H62V9H63ZM70 8H71V7H70ZM70 8H69V10H70ZM72 8H73V7H72ZM81 8H82V7H81ZM84 8H85V7H84ZM90 8H91V7H90ZM90 8H88V9H90ZM97 8H98V7H97ZM121 8H122V6H121ZM144 8H145V7H144ZM185 8L187 9L186 6H185ZM201 8H203V7H201ZM213 8H214V7H213ZM216 8H217V7H216ZM245 8H246V7H245ZM38 9H39V8H38ZM48 9H49V8H48ZM51 9H52V8H51ZM65 9H66V7H65ZM82 9H83V8H82ZM82 9H81V10L79 9V10L82 12V14H84V12H83L84 9H83V10H82ZM86 9H87V8H86ZM88 9H87V10H88ZM93 9L95 10V8H92V10H93ZM132 9H133V8H132ZM160 9H162V8H160ZM166 9H167V8H166ZM172 9H173V8H172ZM176 9H177V8H176ZM176 9H175V10H176ZM178 9H179V8H178ZM186 9H185V10H186ZM198 9H199V6H198ZM226 9H227V8H226ZM260 9H261V8H260ZM66 10H67V9H66ZM73 10H74V9H73ZM90 10H91V9H90ZM110 10H111V9H110ZM110 10H109V11H110ZM118 10H119V9H118ZM121 10H122V9H121ZM136 10L138 11L139 9H136ZM167 10H168V9H167ZM167 10H166V11H167ZM212 10H213V9H212ZM217 10H218V9H217ZM239 10H240V9H239ZM239 10H237V11H239ZM243 10H244V8H243ZM43 11H44V10H43ZM47 11H49V10H47ZM54 11H55V10H54ZM59 11H60V10H59ZM77 11H78V10H77ZM95 11H97V9H96ZM103 11H104V10H102L101 12H103ZM107 11H108V10H107ZM107 11H106V12H107ZM119 11H120V10H119ZM119 11H118V13H119ZM122 11H123V10H122ZM128 11H129V10H128ZM163 11H164V10H163ZM182 11H183V10H182ZM191 11H193V10H191ZM214 11H215V10H214ZM235 11H236V10H235ZM240 11H241V10H240ZM31 12H32V14H33V10H31ZM39 12H40V11H39ZM39 12H38V13H39ZM71 12H72V11H71ZM81 12H80V13H81ZM111 12H112V11H111ZM111 12H110V13H111ZM133 12H134V11H133ZM142 12H143V11H142ZM174 12H175V11H174ZM174 12H173V13H174ZM176 12H177V11H176ZM232 12H233V11H232ZM263 12H264V11H263ZM35 13H36V12H35ZM48 13H49V12H48ZM51 13H52V12H51ZM53 13H54V12H53ZM87 13H88V12H87ZM87 13H86V14H87ZM91 13H92V12H91ZM93 13L96 14L97 12H93ZM99 13H100V12H99ZM108 13H109V12H108ZM112 13H113V12H112ZM118 13H117V15H118ZM120 13H121V12H120ZM123 13H124V12H123ZM123 13H122V14H123ZM135 13H136V11H135ZM137 13L139 14V12H137ZM161 13H162V12H161ZM161 13H160V14H161ZM178 13L180 14L181 11H180V12L178 11ZM193 13H194V12H193ZM215 13H216V12H215ZM215 13H214V14H215ZM236 13H237V12H235L234 14H236ZM238 13L240 14V12H238ZM32 14H31V15H32ZM58 14H60V13H58ZM69 14H72V13H70V11H69ZM69 14L67 13V16L69 17V20H68V18H66V19H67V24H66V25H63V23H62V29H65V30H64L65 32H66V31H67V33L70 32V34H72V35L74 34L73 32H75V34H76V33H79L78 36L80 35V38L83 37L84 35L82 36L81 34L84 33V32L81 33V31H82V29H84V26H83L82 29L80 28L82 25L80 26L79 24H77V26H75V25H76L75 23L78 22L77 20H79V16L76 17V18H77V20H76V19H73V18H72L74 15L71 17ZM73 14H74V13H73ZM82 14H81V16H83ZM94 14H93V15H94ZM114 14H115V13H114ZM140 14H141V13H140ZM143 14H144V13H143ZM143 14H142V15H143ZM150 14H151V13H150ZM155 14H156V13H155ZM163 14H164V13H162V15H163ZM182 14H183V13H182ZM182 14H181V15H182ZM184 14H185V13H184ZM196 14H197V13H196ZM199 14H200V13H199ZM202 14L204 15V13H202ZM210 14L213 16V13H210ZM234 14H233V15H234ZM239 14H238L237 16H239ZM241 14H242V13H241ZM260 14H261V13H260ZM33 15H34V14H33ZM40 15H41V13H40ZM47 15H48V14H47ZM61 15H62V14H61ZM96 15H97V14H96ZM100 15H101V13H100ZM106 15H107V13H106ZM106 15H105V16H106ZM109 15L111 16L112 14H109ZM127 15H128V14H127ZM135 15H136V14H135ZM135 15H134V20H135V17L138 16V15H136V16H135ZM166 15H167V13H166ZM168 15H169V14H168ZM181 15H180V16H181ZM188 15H189V14H188ZM191 15H192V14H191ZM207 15H209V14H207ZM263 15H264V14H263ZM22 16H23V15H22ZM36 16H37V15H36ZM57 16H58V15H56V17H57ZM105 16H104V17H105ZM107 16H108V15H107ZM119 16H120V15H118L117 18H120ZM128 16H129V15H128ZM163 16H165V15H163ZM222 16H223V15H222ZM229 16H230V15H229ZM231 16H232V15H231ZM235 16H236V15H235ZM235 16H233V17H235ZM237 16H236V17H237ZM240 16H241V15H240ZM31 17H32V16H31ZM38 17H39V16H38ZM48 17H49V16H48ZM56 17H55V18H56ZM58 17H59V16H58ZM60 17L62 18V16H60ZM90 17H91V16H90ZM94 17H95V16H94ZM113 17H114V16H113ZM142 17L145 18V16H142ZM195 17H196V16H195ZM215 17H216V15H215ZM215 17H214V18H215ZM254 17H255V16H254ZM260 17H261V16H260ZM260 17H259V18H260ZM17 18H18V17H17ZM29 18H30V17H29ZM32 18H33V17H32ZM32 18H31V21H33ZM34 18H35V17H34ZM49 18H50V17H49ZM80 18H81V17H80ZM82 18H83V17H82ZM99 18H100L101 22H98V21H99V20H98V21H96V24H98V23H102L101 16H98V19H99ZM157 18H158V17H157ZM161 18H162V17L160 16V19H161ZM167 18H168V17H167ZM173 18H174V17H173ZM182 18H184V15L182 16ZM206 18H207V17H206ZM214 18H213V19H214ZM218 18H219V17H218ZM229 18H231V17H229ZM229 18H228V19H229ZM249 18H250V17H249ZM38 19H39V18H38ZM46 19H48V18H46ZM91 19H92V18H91ZM91 19L87 20V22L90 21ZM114 19H115V18H114ZM114 19L112 18V21H113ZM137 19H138V18H137ZM141 19H142V18H140V20H141ZM169 19H170V18H169ZM174 19H175V18H174ZM204 19H205V18H204ZM213 19L211 18L210 20H213ZM237 19H238V18H237ZM237 19H235V21H236ZM257 19H258V18H257ZM74 20H76V21H74ZM94 20H95V19H94ZM107 20H108V21L111 20V17H110V19L107 18ZM126 20H127V18H126ZM163 20H164V18H163ZM175 20H176V19H175ZM182 20H183V19H182ZM214 20H215V19H214ZM37 21H38V20H37ZM51 21H52V19H51ZM58 21H60V19H59ZM58 21H57V22H58ZM128 21H129V20H128ZM189 21H190V20H189ZM219 21H220V19H219ZM257 21H258V20H257ZM74 22H75V23H74ZM80 22H81V19H80ZM87 22H85L84 24H86ZM97 22H98V23H97ZM105 22H106V19H105ZM139 22H140V21H139ZM141 22H142V21H141ZM158 22H159V20L157 21V23H158ZM172 22H173V21H172ZM176 22H177V20H176ZM212 22H213V21H212ZM247 22H248V21H247ZM30 23H31V22H30ZM55 23H56V22H55ZM64 23H65V22H64ZM81 23H82V22H81ZM81 23H80V24H81ZM90 23H91V22H90ZM92 23H93V22H92ZM92 23H91V24H92ZM107 23H108V22H107ZM107 23H106V28L108 27V24L111 23V22H109L108 24H107ZM126 23H127V21H126ZM126 23H125V24H126ZM160 23H161V22H159V24H158V25H155V26L157 27V26L160 25L159 27L161 28V25H163V23H161V24H160ZM213 23H214V22H213ZM257 23H258V22H257ZM82 24H83V23H82ZM84 24H83V25H84ZM88 24H89V23L86 24L87 26L85 25L87 28H88ZM94 24H95V22L93 23V27L96 28V31H97V32H95V33L99 34V33H98V30H97V27L99 28V27L102 26V25L98 26V25H99V24H98L97 27H96V25L94 26ZM111 24H112V23H111ZM113 24H114V23H113ZM119 24H120V22H119ZM127 24H128V23H127ZM127 24H126V28H127ZM167 24H168V23H167ZM170 24H171V23H170ZM183 24H184V23L182 22L181 25H183ZM201 24H203V23H201ZM245 24H246V23H245ZM32 25H33V22H32ZM42 25H43V23H42ZM128 25H129V24H128ZM138 25H142V24L140 23V24H138ZM143 25H144V23H143ZM205 25H206V23H205ZM213 25H214V24H213ZM50 26H51V25H49V28L52 27V26H51V27H50ZM90 26H91V25H89V27H90ZM109 26L111 27V25H109ZM113 26H114V25H113ZM178 26H179V24H178ZM197 26H198V24H197ZM197 26H196V27H197ZM226 26H227V25H226ZM226 26H223V27H226ZM244 26H245V25H244ZM42 27H43V26H42ZM102 27H103V26H102ZM115 27H116V26H115ZM118 27L120 28L119 25H118ZM141 27H143V26H141ZM156 27H155V29H156ZM166 27H167V25H166ZM180 27H181V26H180ZM184 27H185V25H184ZM229 27H230V28H229ZM229 27H228V29H231V26H229ZM47 28H48V27H47ZM71 28H72V29H71ZM137 28H138V27H137ZM160 28H157V29H160ZM168 28H169V27H168ZM233 28H235V27H233ZM240 28H241V27H240ZM88 29H89V28H88ZM132 29H134V28H132ZM138 29H139V28H138ZM140 29H142V28H140ZM145 29H146V27H145ZM148 29H149V26H148ZM165 29H166V28H165ZM179 29H183V28H178V30H179ZM195 29H198V30H199V28H195ZM202 29H203V28H202ZM255 29H256V28H255ZM9 30H10V29H9ZM80 30H81V31H80ZM89 30H90V29H89ZM94 30H95V29H94ZM110 30H111V29H109V32H110V33H114L113 30H111V31H110ZM115 30H116V28H115ZM124 30H126V29H124ZM161 30H162V29H161ZM172 30H173V29H172ZM184 30H185V29H184ZM187 30H188V28H187ZM223 30H224V29H223ZM236 30H237V29H236ZM238 30H239V29H238ZM101 31H103V30H101ZM107 31H108V30H107ZM116 31H117V30H116ZM135 31H136V30H135ZM142 31H143V30H142ZM166 31H167V30H166ZM180 31H181V30H180ZM199 31H200V30H199ZM228 31H229V30H228ZM241 31H242V30H241ZM49 32H50V31H49ZM71 32H72V33H71ZM86 32H87V31H86ZM109 32H108V33H109ZM119 32H120V30H119ZM128 32H129V31L127 30V33H128ZM130 32H131V31H130ZM193 32H194V31H193ZM201 32H202V31H201ZM87 33H88V32H87ZM104 33H105V32H104ZM110 33H109V36H108V37H111V36H110ZM124 33H125V31H124ZM142 33L145 35L146 31H145V33H144V32H142ZM147 33H148V32H147ZM180 33H181V32H180ZM196 33H197V32H196ZM209 33H210V31H209ZM228 33H229V32H228ZM231 33H232V32H231ZM233 33H234V32H233ZM235 33H237V32H235ZM33 34H34V33H33ZM65 34H66V33H64V35H65ZM97 34H96V35H97ZM101 34H102V33L100 32V35H101ZM114 34H115V33H114ZM128 34H129V33H128ZM130 34H131V33H130ZM168 34H169V33H168ZM192 34H193V33H192ZM199 34H200V33H199ZM221 34H222V33H221ZM23 35H24V34H23ZM46 35H47V34H46ZM49 35H51V32L49 33ZM61 35H62V34H61ZM72 35H71V38H73ZM92 35L95 36L94 34H92ZM105 35H106V34H105ZM124 35H125L124 37H126V33H125ZM139 35H141V33H139ZM146 35H147V34H146ZM152 35H154V32H153ZM179 35H180V34H179ZM197 35H198V33H197ZM223 35H224V33H223ZM230 35H231V34H230ZM232 35H233V34H232ZM232 35H231V36H232ZM236 35H238V34H236ZM42 36H43V35H42ZM65 36H66V35H65ZM85 36H87V34H86ZM93 36H91V37H92V42L94 43L95 41H93V39H94ZM116 36L118 37V40H119V36H118V35H116ZM133 36H134V35H133ZM162 36H163V35L161 34V37H162ZM201 36H202V35H201ZM206 36H207V35H206ZM224 36H225V35H224ZM228 36H229V34H228ZM63 37H64V36H63ZM99 37H102V36H99ZM114 37H115V35H114ZM124 37H123V38H124ZM145 37H146V36H145ZM157 37H158V36H157ZM180 37H183V36L180 35ZM191 37H192V36H191ZM37 38H38L37 44H40V43H41V50L46 51L47 46L44 44L43 41H40V40H41V37H40L39 35H37V34L33 35V39H32V40L36 41ZM51 38H52V37H51ZM69 38H70V35H69ZM87 38H88V37H87ZM95 38H96V41H97V39L99 40V38H98L97 36H95ZM137 38L139 39L140 37L137 36ZM143 38H144V36H143ZM154 38H155V37H154ZM167 38H168V37H166V40H167ZM199 38H200V37H199ZM209 38H210V37H209ZM211 38H212V37H211ZM211 38H210V41H211ZM224 38H225V37H224ZM229 38H230V37H229ZM22 39H23V38H22ZM45 39H46V38H45ZM65 39H66V37H65ZM84 39H85V37H84ZM84 39H83V40H84ZM102 39H103V38H102ZM102 39L100 38V40H102ZM104 39H105V37H104ZM107 39H108V38H107ZM113 39H114V38H113ZM113 39L111 38L112 41H111V40H108V41L114 42ZM128 39H129V38H128ZM133 39H135V37H134ZM144 39H145V38H144ZM146 39H147V38H146ZM155 39H156V38H155ZM155 39H154V40H155ZM161 39H162V41H163V37H162ZM161 39H160V40H161ZM197 39H198V38H197ZM203 39H204V38H203ZM206 39H207V38H206ZM42 40H43V39H42ZM55 40H56V39H55ZM62 40H63V39H62ZM69 40H70V39H69ZM94 40H95V39H94ZM114 40H116V39H114ZM129 40H131V38H130ZM135 40H136V39H135ZM135 40H134V42H135ZM141 40H142V39H141ZM147 40H148V39H147ZM157 40H158V38H157ZM160 40H159V41H160ZM164 40H165V39H164ZM172 40H173V39H172ZM178 40H179V38H178ZM208 40H209V39H208ZM218 40H219V39H218ZM45 41H46V40H45ZM63 41H65V40H63ZM77 41H78V40L75 39L74 44H75ZM79 41H82V40L80 39ZM79 41H78V43H79ZM84 41H86V40H84ZM84 41H83V42H84ZM106 41H107V40H106ZM125 41H126V40H124V42H125ZM127 41H128V40H127ZM152 41H153V40H152ZM185 41H186V40H185ZM205 41H206V40H205ZM205 41H204V42H205ZM220 41H221V40H219V42H220ZM222 41H223V39H222ZM231 41H232V40H231ZM253 41H254V40H253ZM24 42H25V41H24ZM42 42H43L44 45L42 44ZM48 42H49V41H48ZM58 42H61V41H58ZM58 42H56V43H58ZM90 42H91V41H90ZM104 42H105V40H104ZM104 42H103V43H104ZM119 42H120V40H119ZM129 42H130V41H129ZM147 42H148V41H147ZM147 42H146V43H147ZM149 42H151V41H149ZM153 42H154V41H153ZM167 42H168V40H167ZM167 42L165 43V42L163 41V43H162L161 46H163L164 44H165V45L168 44ZM186 42H187V41H186ZM255 42H256V41H255ZM28 43H29V42H28ZM30 43H31V42H30ZM65 43H66V41H65ZM100 43H101V42H100ZM116 43L118 44L117 40H116V42L114 43V46H113V47H116V45H115ZM125 43H126V44H124V46L127 45V42H125ZM158 43H161V42H158ZM176 43H177V42H176ZM211 43H212V42H211ZM221 43H223V42H221ZM261 43H262V42H261ZM33 44H34V43H33ZM54 44H55V41H54ZM79 44H80V43H79ZM85 44H86L85 42L82 44V47H83V48L85 47V46H83V45H85ZM89 44H90V43H89ZM89 44H88V45H89ZM109 44H110V43H109ZM112 44H113V43H112ZM135 44L137 45V43H135ZM142 44H143V43H142ZM147 44H148V43H147ZM151 44H152V42H151ZM151 44H150V46H151ZM187 44H188V43H187ZM207 44H208V43H207ZM241 44H242V43H241ZM258 44H259V43H258ZM22 45H23V43L21 44V46H22ZM61 45H62V42H61ZM77 45H78V44H77ZM88 45L86 44V46H88ZM90 45H92V43H91ZM94 45H95V44H94ZM110 45H111V44H110ZM110 45H109V47H110ZM176 45H177V44H176ZM182 45H183V43H182ZM191 45H192V44H191ZM262 45H263V44H262ZM262 45H261V46H262ZM72 46H74V45H72ZM75 46H76V44H75ZM79 46H80V45H79ZM97 46H99L98 43H97ZM97 46H96V48H97ZM106 46H107V45H106ZM118 46H120V45H118ZM124 46H123V47H124ZM131 46H132V45H131ZM133 46H134V45H133ZM152 46H153V45H152ZM197 46H198V45H197ZM209 46H210V45H209ZM216 46H217V45H216ZM56 47H58V46H56ZM62 47H63V46H62ZM82 47L80 48V50H82ZM99 47H102V46L100 45ZM113 47H112V45H111V48L109 49V50H111V51L108 50V51L110 52V54L113 53V52L115 53V49H114V51L112 50ZM121 47H122V46H121ZM127 47H128V46H127ZM127 47H126L125 49H127ZM140 47H142V46H140ZM163 47H164V46H163ZM214 47H215V46H214ZM27 48H28V47H27ZM53 48H54V47H53ZM63 48H64V47H63ZM118 48H119V47H118ZM132 48H135V46L132 47ZM132 48H130V50H131ZM143 48H145V47H143ZM149 48H150V47H148V50H149ZM164 48H165V47H164ZM189 48H190V46H189ZM191 48H192V47H191ZM206 48H207V47H206ZM210 48H211V47H210ZM210 48H209V49H210ZM218 48H219V46H218ZM255 48H256V47H255ZM258 48H259V47H258ZM31 49H32V48H31ZM35 49H36V47H35ZM55 49H56V48H55ZM57 49H58V48H57ZM60 49H61V48H60ZM86 49H87V48L85 47V50H86ZM102 49H103V47H102ZM119 49H122V48H119ZM207 49H208V48H207ZM209 49H208V50H209ZM261 49H262V48H261ZM22 50H23V49H22ZM58 50H59V49H58ZM71 50H72V47H71ZM76 50H78V49H76ZM94 50H95V48H94ZM94 50H93V51H94ZM96 50H97V49H96ZM105 50H106V47H105ZM116 50H117V48H116ZM122 50H123V49H122ZM130 50H129V51H130ZM158 50H159V49H158ZM161 50H163L162 47H161ZM166 50H167V49H166ZM166 50H163L165 54H166ZM190 50H191V49H190ZM190 50H189V51H190ZM204 50H205V49H204ZM254 50H255V49H254ZM254 50H253V51H254ZM31 51H32V50H31ZM61 51H62V50H61ZM86 51H87V50H86ZM86 51H85V53L87 54ZM93 51H92V52H93ZM97 51H98V50H97ZM97 51H96V52H97ZM99 51H101V48H100ZM99 51H98V52H99ZM133 51H135V49H133ZM133 51H130V54L132 53V56H133V53H137L136 51H135V52H133ZM144 51H145V50H143V54H144ZM180 51H182V50H180ZM198 51H199V50H198ZM218 51H219V50H218ZM222 51H223V50H222ZM251 51H252V50H251ZM36 52H37V51H36ZM59 52H60V51H59ZM83 52H84V51H83ZM83 52L80 51V54H79L78 59L76 60V63H75V64H76V67L78 66V69H77L78 72H81L82 74H83V72H84L85 75H86V73H87V71H88V68H86V66H84L85 63H86V62L84 61L85 59L83 60L85 63L82 61V57H83V55H84ZM96 52H95V53H96ZM98 52H97V53H98ZM109 52H108V53H109ZM123 52H124V51H123ZM126 52H127V50H126ZM147 52H148V51H147ZM147 52H145V53L147 54ZM151 52H152V51H151ZM151 52H149L150 55H151ZM174 52H176V50H175ZM212 52H213V51H212ZM249 52H250V51H249ZM32 53H33V52H32ZM32 53H31V54H32ZM89 53H90V52H89ZM114 53H113V54H114ZM118 53H119V50H118ZM118 53H117V54H118ZM121 53H122V52H121ZM149 53H148V54H149ZM176 53H177V52H176ZM176 53H175V54H176ZM188 53H189V52H188ZM198 53H199V52H198ZM244 53H245V52H244ZM55 54H56V53H55ZM86 54L84 55V57H85V56H89V57H90V55H88V54L86 55ZM100 54H101V52H100ZM106 54H107V52H106ZM128 54H129V53H128ZM148 54H147V56H144V58L148 57ZM190 54H191V53H190ZM210 54H211V53H210ZM210 54H208V55H210ZM16 55H17V54H16ZM34 55H35V54H34ZM64 55H65V54H64ZM94 55L96 56V54H94ZM98 55H99V54H98ZM98 55H97V56H98ZM101 55L103 56V52H102ZM114 55H115V54H114ZM114 55H111L112 58L114 57ZM121 55L124 57V54H121ZM121 55H120V56H121ZM188 55H189V54H188ZM203 55H204V54H203ZM245 55H246V54H245ZM248 55H249V54H248ZM250 55H251V54H250ZM29 56H30V54H29ZM31 56H32V55H31ZM97 56H96V57H97ZM102 56H100V57L102 58ZM117 56H118V55H117ZM117 56H116V57H117ZM129 56H130V55H129ZM151 56H152V55H151ZM163 56H164V55H163ZM177 56H178V55H177ZM33 57H35V56H33ZM59 57H60V56H59ZM89 57H88V58H89ZM116 57H114V58H116ZM125 57H126V56H125ZM175 57H176V56H175ZM16 58H19V57H16ZM29 58H30V57H29ZM41 58H42V57H41ZM53 58H54V57H53ZM74 58H75V56H74ZM114 58H113V59H114ZM120 58H121V57H120ZM133 58L135 59L134 56H133ZM137 58H139V57H137ZM151 58L153 59V56H152ZM170 58H171V57H170ZM177 58H178V57H177ZM187 58H188V57H187ZM242 58H243V57H242ZM247 58H248V57H247ZM253 58H254V57H253ZM262 58H263V56H262ZM30 59H31V58H30ZM30 59H28V61H30ZM54 59L56 60V58H54ZM58 59H59V58H58ZM89 59H90V58H89ZM94 59H95V58H94ZM97 59H98V57H97ZM118 59H119V58H118ZM121 59H122V58H121ZM121 59H120V60H121ZM124 59H125V58H124ZM124 59L122 60V63H123ZM152 59H151V60H152ZM213 59H214V58H213ZM249 59H250V57H249ZM22 60H23V59H22ZM34 60H35V58H34L32 61H34ZM87 60H88V59H87ZM101 60H103V59H101ZM115 60H116V59H115ZM143 60H144V59H143ZM146 60H148V59L146 58ZM159 60H160V59H159ZM182 60H183V58H182ZM189 60H190V59H189ZM15 61H16V60H15ZM32 61H30V62H32ZM89 61H90V60H89ZM97 61H100V60L98 59ZM111 61H112V59H111ZM111 61H110L109 63H111ZM133 61H134V60H133ZM136 61H137V59H136ZM161 61H162V60H161ZM173 61H174V60H173ZM176 61H178V60H176ZM176 61H174V62H176ZM202 61H203V60H202ZM210 61H211V60H210ZM37 62H38V61H37ZM40 62H41V61H40ZM45 62H46V61H45ZM87 62H88V61H87ZM118 62H119V60H118ZM126 62H127V61H126ZM147 62H148V61H147ZM159 62H160V61H159ZM162 62H163V61H162ZM251 62H252V60H251ZM17 63H19V62H17ZM90 63H91V62H90ZM90 63L88 62V64H90ZM93 63H94V62H93ZM102 63H103V62H102ZM102 63H101V64H102ZM113 63H114V60H113V62L111 63V65H113ZM119 63H120V62H119ZM119 63H118V64H119ZM127 63H128V62H127ZM133 63H134V62H133ZM133 63H132V64H133ZM136 63H137V62H136ZM144 63H146V61H144L142 64L145 65ZM149 63H150V62H149ZM155 63H156V62H155ZM155 63H153V64L155 65ZM191 63H192V62H191ZM205 63H207V62H205ZM210 63H211V62H210ZM212 63L214 64L213 61H212ZM212 63H211V64H212ZM30 64H31V63H30ZM42 64H43V62H42ZM88 64H87V65H88ZM91 64H92V63H91ZM101 64L99 63L98 66L101 65ZM103 64H104V63H103ZM115 64H116V63H115ZM118 64H117V65H118ZM120 64H121V63H120ZM128 64H129V63H128ZM153 64H152V65H153ZM174 64H175V63H174ZM189 64H190V63H189ZM231 64H232V63H231ZM233 64H234V63H233ZM235 64H236V63H235ZM18 65H19V64H18ZM65 65H66V64H65ZM111 65H110V66H111ZM122 65H124V64H122ZM122 65H121V66H122ZM133 65H134V64H133ZM152 65H151V66H152ZM156 65H157V64H156ZM177 65H178V64H177ZM202 65H203V63H202ZM215 65H216V64H215ZM27 66H28V64H27ZM34 66L36 67V65H34ZM42 66H44V65H42ZM46 66H47V65H46ZM52 66H54V65H52ZM89 66H90V65H89ZM91 66H92V65H91ZM110 66H109V67H110ZM113 66H114V65H113ZM118 66H119V65H118ZM121 66H120V67H121ZM126 66H127V65H126ZM160 66L162 67V65H160ZM179 66H180V65H179ZM181 66H182V65H181ZM181 66H180V68H181ZM203 66H205V65H203ZM206 66H207V65H206ZM233 66H234V65H233ZM22 67H23V66H22ZM31 67H32L31 69H33V66H31ZM35 67H34V68H35ZM48 67H50V65H49ZM66 67H67V66H66ZM99 67L101 68L102 66H99ZM99 67H98V68H99ZM111 67H112V66H111ZM129 67H130V66H129ZM135 67H136V66H135ZM143 67H144V66H143ZM184 67L186 68V66H184ZM193 67H194V66L192 65V67L190 68V70H191ZM200 67H201V66H200ZM258 67H259V66H258ZM28 68H29V67H28ZM39 68H40V67H39ZM57 68H59V70L61 69V70L63 71V69H62V68H63V64H62V63H58V64L56 65V68H55V69H57ZM83 68H84V69L86 68L87 70H84ZM96 68H97V67H96ZM113 68H114V67H113ZM113 68H111V69L113 70ZM121 68H122V67H121ZM138 68H139V67H138ZM138 68L136 67L137 70H138ZM145 68H147V67L145 66ZM154 68H155V67H154ZM167 68H168V67H167ZM173 68H174V67H173ZM176 68H177V67H176ZM206 68H207V67H206ZM209 68H210V67H209ZM209 68H208V69H209ZM230 68H231V72H232V70H233L232 68H235V67H231V66H230ZM1 69H2V68H1ZM14 69H16V68H14ZM14 69H13V70H14ZM29 69H30V68H29ZM29 69H27V70H29ZM31 69H30V70H31ZM50 69H51V68H50ZM111 69H110V70H111ZM115 69H116V68H115ZM115 69H114V71H112V70H111V71L114 73V72H115ZM126 69H128V66H127ZM139 69H140L139 72H140V71H141V72L144 71V70L142 71V69H144V68H142V69L139 68ZM177 69H178V68H177ZM177 69H176V70H177ZM182 69H183V68H182ZM199 69H200V68H199ZM201 69L203 70L204 67H202ZM225 69H227V68H225ZM246 69H247V68H246ZM11 70H12V69H11ZM13 70L11 71V74L13 73ZM35 70H36V69H35ZM35 70H34V71H35ZM48 70H49V69H48ZM89 70H90V68H89ZM100 70H101V69H100ZM108 70H109V69H108ZM117 70H119V69H117ZM124 70H125V69H124ZM133 70H134V73H135V69H133ZM137 70H136V71H137ZM152 70H154V72H155V69H152ZM156 70H157V69H156ZM163 70H164V69H163ZM186 70H187V68H186ZM210 70H211V69H209V71H210ZM31 71H32V70H31ZM34 71H32V73H33ZM94 71H95V69H94ZM119 71H120V70H119ZM119 71H118V73L121 74V72H119ZM121 71H122V70H121ZM131 71H132V70H131ZM148 71H150V73H152L151 70H148ZM174 71H175V69H174ZM188 71H189V70H188ZM195 71H196V70H195ZM199 71H200V70H199ZM242 71H243V70H242ZM245 71H246V70H245ZM9 72H10V70H9ZM29 72H30V71H28V73H29ZM88 72H90V71H88ZM112 72H110V71L108 72V73H109V76H110V73H112ZM116 72H117V71H116ZM116 72H115V73H116ZM124 72H125V71H124ZM154 72H153V73H154ZM161 72H162V70H161ZM167 72H168V71H167ZM175 72H176V71H175ZM181 72H182V71H181ZM185 72H186V71H185ZM216 72H217V71H216ZM223 72H224V71H223ZM243 72H244V71H243ZM243 72H242V73H243ZM36 73H37V72H36ZM49 73H50V71H49ZM70 73H71V72H70ZM92 73H93V72H92ZM95 73H96V72H95ZM95 73H94V75H95ZM98 73H99V72H98ZM118 73H116V76H117L116 79H117V80L120 79V78L118 79V77H119V75H117ZM131 73H132V72H131ZM143 73H145V72H143ZM153 73H152V74H153ZM177 73H178V71H177ZM190 73H191V72H190ZM196 73H197V72H196ZM201 73H202V72H201ZM205 73H206V72H205ZM234 73H235V72H234ZM13 74H14V73H13ZM15 74H16V73H15ZM17 74H18V72H17ZM78 74H79V73H78ZM127 74H128L127 76H129L130 72L127 73ZM135 74H136V73H135ZM147 74H148V73H147V70H146V74H145V75L143 74V75L146 77ZM156 74H157V71H156ZM163 74H164V73H163ZM167 74H168V73H167ZM192 74H193V73H192ZM192 74H191V75L189 74V75L192 76ZM207 74H208V73H207ZM228 74H229V73H228ZM249 74H250V73H249ZM9 75H10V74H9ZM32 75H33V74H32ZM35 75H36V74H35ZM121 75H123V74H121ZM121 75H120V76H121ZM154 75H155V74H154ZM175 75H176V77H177V74H175ZM178 75H179V74H178ZM182 75H183V74H182ZM189 75H188V76H189ZM221 75H222V74H221ZM240 75L242 76V74H240ZM11 76H12V75H11ZM15 76H16V75H15ZM49 76L51 77V75H49ZM79 76H80V75H79ZM79 76H78V77H79ZM89 76H90V75H89ZM98 76H99V75H98ZM133 76H134V74H133L131 77H133ZM144 76L141 75V77H143V80H142V81L140 80V79H142V78L139 79V77H138L139 81L142 82V83H143V82H144V83L146 82V81H144V78H145ZM155 76H157V75H155ZM155 76H154V77H155ZM158 76H159V75H158ZM172 76H174V75H172ZM193 76H194V75H193ZM8 77H9V76H8ZM12 77H13V76H12ZM27 77H28V76H27ZM44 77H46V76H44ZM78 77L76 76V82H77V84H78L79 82H81V80H79V78H80L81 76H80L79 78H78ZM86 77H87V76H86ZM91 77H92V76H91ZM93 77H95V76H93ZM99 77H100V76H99ZM107 77H108V76H107ZM207 77H208V75H207ZM221 77H222V76H221ZM221 77L219 76V77H217V78H221ZM6 78H7V77H6ZM84 78H85V77H84ZM89 78H90V77H89ZM112 78L114 79V77H112ZM134 78H135V80H136V75H135ZM152 78H153V77H152ZM152 78H149L150 81L152 80ZM162 78H163V77H162ZM184 78L186 79L185 76H184ZM217 78H216V80H217ZM222 78H223V77H222ZM249 78H250V77H249ZM17 79H18V77H17ZM35 79H36V78H35ZM39 79H41V76H40ZM49 79H50V78H49ZM94 79H95V78H94ZM138 79H137V80H138ZM177 79H178V77H177ZM202 79H203V78H202ZM261 79H262V78H261ZM44 80H46V79H44ZM51 80H52V78H51ZM95 80H96V79H95ZM104 80H105V79H104ZM104 80H103V81H104ZM110 80H111V76H110ZM110 80H109V77H108V81H110ZM125 80L127 81V78H126ZM146 80H147V79H146ZM156 80H157V79H156ZM156 80H155V81H156ZM160 80H161V79H160ZM187 80H188V79H187ZM239 80H240V78H239ZM258 80H259V79H258ZM258 80H257V81H258ZM8 81H9V80H8ZM86 81H89V82H90V81H93V79L89 80V79L86 78ZM97 81H99V80H97ZM97 81H96V82H97ZM105 81H107V80H105ZM108 81H107V82H108ZM120 81H121V80H120ZM128 81H129V79H128ZM139 81H138V84L140 83ZM157 81H158V80H157ZM217 81H218V80H217ZM240 81H241V80H240ZM251 81H252V80H251ZM262 81H263V80H262ZM14 82H16V81H14ZM21 82H22V80H21ZM28 82H29V81H28ZM34 82H35V81H34ZM34 82H33V84H34ZM36 82H37V80H36ZM45 82H46V84H47V81H45ZM45 82H44V85H45ZM51 82H52V81H51ZM89 82H88V84H89ZM114 82H115V80H113V82H112L113 86H115V85L117 84V86L119 87V84H118L119 82L117 81L118 83L116 82L115 84H114ZM124 82H125V81H124ZM129 82H130V81H129ZM177 82H179V81H177ZM191 82H193V81H191ZM259 82H260V81H259ZM18 83H19V82H18ZM72 83L74 84V82H72ZM90 83H91V82H90ZM108 83H109V82H108ZM134 83H135V82H134ZM149 83H151V82H149ZM153 83H154V82H153ZM171 83H172V82H171ZM209 83H210V82H209ZM226 83H227V82H226ZM235 83H236V82H235ZM1 84H2V83H1ZM1 84H0V89L3 88ZM11 84H12V83H11ZM11 84H10V85H11ZM13 84H14V83H13ZM22 84H23V83H22ZM22 84H21V85H22ZM40 84L42 85L43 83H40ZM69 84H70V82L67 84V90L69 89ZM80 84H81V83H80ZM145 84H146V83H145ZM172 84H173V83H172ZM211 84H212V83H211ZM211 84H208L209 87H210ZM221 84H222V83H221ZM232 84H234V83H232ZM237 84H238V83H237ZM260 84H262V83H260ZM260 84H259V85H260ZM10 85H9V86H10ZM81 85L83 86V83H82ZM85 85H86V84H85ZM97 85H98V84H97ZM108 85H109V84H108ZM121 85H122V83H121ZM124 85H126V84H124ZM132 85H134V88H135V84H132ZM140 85H142V84L140 83L139 86H140ZM147 85H148V84H147ZM147 85H146V86H147ZM173 85H174V84H173ZM228 85H229V84H228ZM6 86H7V85H6ZM17 86H18V85H17ZM17 86H16V87H17ZM52 86H53V85H52ZM54 86H55V85H54ZM93 86H94V85H93ZM106 86H107V85H106ZM106 86H105V88H107ZM117 86H116V87H117ZM142 86H143V85H142ZM152 86H154V84H153ZM182 86H183V85H181L180 87H182ZM221 86H223V85H221ZM47 87H48V85H47ZM49 87H50V86H49ZM77 87H78V86H77ZM86 87H88V86H86ZM86 87H85V88H86ZM91 87H92V84L90 85V89H91ZM122 87H123V86H122ZM140 87H141V86H140ZM167 87H169V85H168ZM172 87H173V86H172ZM172 87H171V88H172ZM174 87H175V86H174ZM237 87H238V86H237ZM255 87H256V86H255ZM13 88H14V87H13ZM33 88H34V87H33ZM82 88H83V87H82ZM82 88H81V89H82ZM97 88H98V86H97ZM100 88H101V87H100ZM130 88H131V87H130ZM134 88H133V89H134ZM153 88L156 89L155 87H153ZM160 88H161V87H160ZM171 88H170V89H171ZM177 88H179V87L176 86V89H177ZM212 88H213V87H212ZM4 89H5V88H4ZM17 89H18V87H17ZM48 89H49V88H48ZM62 89H63V88H62ZM88 89H89V88H88ZM90 89H89V90H90ZM92 89H94V88H92ZM113 89H115V88H113ZM128 89H129V88H128ZM133 89H131V90H133ZM144 89H145V88H144ZM151 89H152V88H151ZM167 89H168V88H167ZM172 89H173V88H172ZM172 89H171V90H172ZM180 89H181V88H180ZM251 89H252V87H251ZM251 89H250V90H251ZM10 90H11V89H10ZM25 90H27V89H25ZM31 90H32V89H31ZM45 90H46V88H45ZM55 90L57 91V95H55V98H54V106H55V110H54V111H55V112H54V118H55V123H56V125H59V126H60L61 124H62V125L65 124V120H66V117H67V115H68V114H67V111H68V110H67V102H68V101L66 102V98H68V97H67V96H68V94H67L68 91H66V92L64 91V92H65V95H64V94H62V95H64L65 97L62 98V96L59 94L61 91L58 92L57 89H55ZM65 90H66V89H65ZM76 90H77V89H76ZM105 90H106V89H105ZM111 90H112V88H111ZM117 90H118V89H117ZM120 90H121V88H120ZM131 90H130V92H131ZM174 90H175V89H174ZM174 90H173V91H174ZM235 90H236V88H235ZM252 90H253V89H252ZM258 90H259V89H258ZM6 91H7V89H6ZM81 91H83L84 94L87 93V92H85L84 90H81ZM87 91H88V90H87ZM99 91H100V90H99ZM108 91H109V90H108ZM114 91H115V90H112L111 93H113ZM126 91H128V90H126ZM153 91H154V90H153ZM160 91H161V90H160ZM166 91H167V93L169 92L168 90H166ZM166 91H165V93H166ZM194 91H195V90H194ZM260 91H261V90H260ZM2 92H3V91H2ZM48 92H49V91H48ZM69 92H70V91H69ZM69 92H68V93H69ZM94 92H95V90H94ZM115 92H116V91H115ZM130 92H129V93H130ZM135 92H136V90L134 91V93H135ZM139 92H141V91H139ZM145 92H147V90H146ZM151 92H152V91H151ZM171 92H172V91H171ZM179 92H180V91H179ZM43 93H44V92H43ZM53 93H54V91H53ZM73 93H74V92H73ZM73 93H70V94H69V97H70V98H69V101H70L71 109H69V108H70L69 105H68V106H69L68 109H69L70 111L73 110V111H72L73 114H71V115H75L74 119L72 118L75 122L73 123L72 126H69V125H68L69 128L71 127V128H70L71 133H69L68 135H66L67 133L65 134L66 136H68V143H67V146H66V143H65V142H67V140H66V141L64 140V145H65V147H62V149H63V150L65 149V151H64L65 153H64L63 156H62L63 158L60 156V157L62 158V159L60 160L59 157H58L59 155L56 156L58 153H57V154L54 153L55 156H56V158L58 159V161H57L56 158L52 159L53 163H54V161L56 160V163H54L55 166H54V165H53V166H54V170L57 168V169H56L57 171L55 170V171L57 172V174H56V173H55V174H56V176H59V178H58V177H55V179H54V178L52 177V176H54V175L49 176V178H50V177L53 178V182H54V184H56L57 187H58V190H55V191H53V192H56V193L58 192L57 195L59 194V196H61L62 198L65 197V198H63V199L60 197V199L63 200V203L65 202V204L67 203V201H71V200H73V199H71V197H69V196H70V195H69L70 193H69V191H68V189H69V188H68V184L70 185V183L67 184V182H65V180H64L65 178H63L65 175H64L63 177H62L61 175H58V171H59L61 174H62V172H63V173L67 172V170H68V166H69V165H68V163H69V159H70L71 155L75 154V153H74V150H76L77 147L79 146V144H81V143H78V140H79V139L81 140L80 137H82V136L80 135V133L83 132V134H86V132L84 133V131H81V129H82V128L84 129V126L86 125L85 122L82 121V120H83V119H84V120H87V119H85V116H84V114H83V111L85 110V108H86L87 106L90 105V104H89V105L86 106V104H87V103L85 104L86 101H85V100L82 101L81 99L78 98V96H74ZM88 93H89V92H88ZM99 93H100V92H99ZM102 93H103V92H102ZM108 93H109V92H108ZM111 93H110V94H111ZM116 93H117V92H116ZM116 93H115V96L113 97L114 100H112V101H115V97H116V96L118 97L119 93H117L118 95H116ZM137 93H138V92H137ZM167 93H166V95H167ZM196 93H197V92H196ZM227 93H228V92H227ZM5 94H6V92H5ZM9 94H11V92H9ZM76 94H77V92H76ZM90 94L92 95V93H90ZM127 94H128V93H127ZM147 94H148V93H147ZM147 94H146V95H147ZM171 94H172V93H171ZM176 94H178V93L175 92L174 95H176ZM183 94H184V93H183ZM11 95H12V94H11ZM19 95H20V92H19ZM44 95H45V94H44ZM88 95H89V94H88ZM113 95H114V94H113ZM144 95H145V94H144ZM159 95H160V94H159ZM172 95H173V94H172ZM194 95H195V94H194ZM194 95H193V96H194ZM228 95H229V94H228ZM5 96H6V95H5ZM17 96H18V95H17ZM22 96H23V94H22ZM34 96H35V94H34ZM85 96H86V95H84V97H85ZM92 96H93V95H92ZM97 96H98V95H97ZM99 96H100V94H99ZM102 96H103V95H102ZM107 96H108V95H107ZM107 96H106V97H107ZM111 96H112V95H111ZM130 96H131V93H130ZM130 96H129V97H130ZM135 96H136V94H135ZM141 96H142V95H140V99H141V98H146L145 96H142V97H141ZM193 96H192V97H193ZM242 96H243V95H242ZM46 97H48V95H46ZM46 97H45V98H46ZM82 97H83V96H82ZM88 97H89V96H88ZM147 97H148V96H147ZM159 97H160V96H159ZM177 97H178V96H177ZM177 97H174V99L177 98ZM189 97H190V99H191V96H189ZM2 98H3V97H2ZM4 98H5V97H4ZM9 98H11V96H10ZM9 98H8V99H9ZM15 98H16V97H15ZM21 98H22V97H21ZM90 98H92V100H94L93 97H90ZM97 98H98V97H97ZM125 98H126V97H125ZM132 98H134V94H133V97H132ZM132 98H131V99H132ZM165 98H166V97H165ZM172 98H173V96H172ZM181 98H182V97H181ZM257 98H258V96H257ZM47 99H48V98H47ZM84 99H85V98H84ZM88 99H89V98H88ZM95 99H96V98H95ZM99 99H100V98H99ZM102 99H103V97H102ZM111 99H112V98H111ZM166 99H167V98H166ZM168 99H170V97H168ZM193 99H194V97H193ZM193 99H192V101H193ZM226 99H227V98H226ZM3 100H4V99H3ZM15 100H16L15 102H17L18 97H17V99H15ZM33 100H34V99H33ZM52 100H53V99H52ZM89 100H91V99H89ZM103 100H104V99H103ZM103 100H102V102H103ZM107 100H108V99H107ZM119 100H120V99H119ZM119 100H118L117 103H119ZM132 100H133V99H132ZM135 100H136V99H135ZM159 100H160V99H159ZM22 101H24V100L22 99ZM34 101H35V100H34ZM87 101H88V100H87ZM110 101H111V100H110ZM123 101H125V100H123ZM189 101H190V100H189ZM189 101H188V104L190 103ZM192 101H191V102H192ZM225 101H227V100H225ZM258 101H259V100H258ZM260 101H261V100H260ZM13 102H14V101H13ZM27 102H28V100H27ZM35 102H36V101H35ZM48 102H49V99H48ZM91 102H94V101H88V103H91ZM105 102H106V101H105ZM135 102H136V101H135ZM3 103H4V101H3ZM31 103H32V102H31ZM43 103H44V102H43ZM125 103H126V102H125ZM224 103H225V102H224ZM46 104H48V105L51 107V105H50L49 103H46ZM99 104H102V103H99ZM120 104H121V102H120ZM123 104H124V102H123ZM131 104H132V103H131ZM154 104H155V103H154ZM169 104H171V103H169ZM33 105H34V104H33ZM48 105H47V106H48ZM92 105H93V104H92ZM92 105H90V106H91L90 109L92 108ZM109 105L113 106L112 103L109 104ZM125 105H126V104H125ZM129 105H130V101H129ZM143 105H144V104H143ZM143 105H142V106H143ZM150 105H152V104H150ZM162 105L164 106V103H162ZM178 105H179V104H178ZM178 105H177V106H178ZM223 105H224V104H223ZM3 106H4V105H3ZM13 106H14V103H13ZM34 106H35V105H34ZM47 106H46V108H47ZM52 106H53V105H52ZM97 106H99V105H97ZM115 106H116V105H114V108H115ZM142 106H141V107H142ZM146 106H147V105H146ZM172 106H173V105H172ZM184 106H185V105H184ZM202 106H203V105H202ZM205 106H206V105H205ZM218 106H219V105H218ZM220 106H221V105H220ZM250 106H251V105H250ZM22 107L24 108V105H23ZM41 107H42V106H41ZM109 107H110V106H109ZM109 107H108V111L105 110V113L112 111V109L110 110ZM117 107H119V105H118ZM131 107H132V106H131ZM169 107H170V105H169ZM187 107H188V106H187ZM187 107H186V108H187ZM222 107H223V106H222ZM87 108H88V107H87ZM87 108H86V110H87ZM161 108H162V107H161ZM166 108H167V106H166ZM170 108H171V107H170ZM190 108H191V107H190ZM204 108H205V107H204ZM219 108L222 109L221 107H219ZM16 109H17V108H16ZM49 109H51V108L48 107V109H47L48 112H47V113H49V111H50ZM99 109H100V108H99ZM117 109H118V108H117ZM122 109H123V106H122ZM125 109H126V108H125ZM157 109H158V108H157ZM183 109H184V107H183ZM187 109H189V107H188ZM197 109H198V108H197ZM92 110L95 112L94 106H93V108L91 109V112H92ZM97 110H98V108H97ZM123 110H124V109H123ZM128 110H130V106H129V109H128ZM161 110H162V109H161ZM167 110H168V109H167ZM167 110H166V111H167ZM178 110H179V109H178ZM242 110H243V109H242ZM23 111H24V110H23ZM87 111H88V110H87ZM102 111H103V110H102ZM106 111H107V112H106ZM121 111H122V110H121ZM133 111H134V109H133ZM147 111H148V110H147ZM147 111H146V112H147ZM184 111H185V110H184ZM203 111H204V110H203ZM94 112H92V113H94ZM97 112H98V111H97ZM125 112H126V110H125ZM129 112L131 113L132 110H130ZM144 112H145V110H143V113H142L143 115H144ZM181 112H182V111H181ZM259 112H260V111H259ZM8 113H9V112H8ZM111 113H112V112H111ZM118 113H119V112H118ZM132 113H133V112H132ZM132 113H131V114H132ZM177 113H178V112H177ZM177 113H175V114L177 115ZM190 113H191V112H190ZM216 113H217V112H216ZM216 113H215V114H216ZM260 113H261V112H260ZM49 114H50V113H49ZM86 114H87V113H86ZM107 114H108V116H109V113H107ZM115 114H116V113H115ZM140 114H141V113H140ZM164 114L167 115V113H164ZM175 114H174V115H175ZM183 114H184V113H183ZM217 114H218V113H217ZM263 114H264V112H263ZM11 115H12V114H11ZM51 115H52V114H51ZM96 115H97V114H96ZM100 115L102 116L103 113L100 114ZM147 115H149V114L147 113ZM189 115H190V114H189ZM200 115H201V114H200ZM212 115H214V114H212ZM7 116H8V115H7ZM18 116H20V115H18ZM18 116H17V117H18ZM47 116L49 117V115H47ZM69 116H70V115H69ZM69 116H68V117H69ZM86 116H87L88 118L90 117L89 114L86 115ZM92 116H94V115H92ZM127 116H128V115H127ZM127 116H124V117H127ZM129 116H130V114H129ZM129 116H128L126 119L129 120V119H130ZM133 116H134V115H133ZM152 116H153V115H152ZM244 116H245V115H244ZM255 116H256V115H255ZM95 117H96V116H95ZM105 117H107V116H105ZM118 117H120V114H118ZM136 117H137V116H136ZM186 117H187V116H186ZM211 117H212V116H211ZM0 118H1V117H0ZM18 118H19V117H18ZM31 118H32V116H31ZM44 118H46L45 115H44ZM92 118H93V117H92ZM107 118H109V117H107ZM111 118H112V117H111ZM131 118H132V117H131ZM148 118H149V117H148ZM148 118H147V119H148ZM173 118H174V116H173ZM251 118H252V117H251ZM51 119H52V118H51ZM70 119H71V118H70ZM93 119H94V118H93ZM109 119H110V118H109ZM118 119H120V118H118ZM122 119H124V118L121 117V120H122ZM133 119H134V118H133ZM136 119H137V118H136ZM136 119H135V121H137ZM154 119H155V118H153V120H154ZM168 119H169V118H168ZM168 119H166V120H168ZM184 119H185V118H184ZM186 119H187V118H186ZM247 119H248V118H247ZM247 119H246V120H247ZM260 119H261V118H260ZM7 120H8V119H7ZM22 120L24 121V119H22ZM44 120H45V119H44ZM49 120H50V119H49ZM94 120H95V119H94ZM98 120H99V119H98ZM105 120H108V119L105 118ZM142 120H143V118H142ZM170 120L172 121V119H170ZM177 120H178V119H177ZM181 120L183 121V119H181ZM198 120H199V119H198ZM256 120H257V118H256ZM23 121H22V123H24ZM71 121H72V120H71ZM71 121H69V123H70ZM87 121H88V120H87ZM92 121H93V120H92ZM113 121H114V119H113ZM116 121H117V118H115V121H114L113 123L116 124L119 120H118L117 122H116ZM220 121H221V120H220ZM224 121H225V120H224ZM236 121H237V120H236ZM251 121H253V120L251 119ZM31 122H32V121H31ZM72 122H73V121H72ZM72 122H71V123H72ZM105 122H106V121H105ZM115 122H116V123H115ZM125 122H126V121H125ZM147 122H148V121H147ZM152 122H153V121H152ZM155 122H156V121H155ZM163 122H164V119H163ZM166 122H167V121H166ZM168 122H170V121H168ZM178 122H179V121H178ZM180 122H181V121H180ZM216 122H217V121H216ZM216 122H215V124H216ZM254 122H255V121H254ZM1 123H2V121H1ZM3 123H4V122H3ZM25 123H26V121H25ZM46 123H47V122H46ZM71 123H70V125H71ZM87 123H88V122H87ZM91 123H92V122H90V126H91ZM99 123H100V122H99ZM113 123H112V124H113ZM126 123H127V122H126ZM134 123L136 124L137 122H134V120H133L132 125H133V126H136V125H134ZM145 123H146V121H145ZM148 123H150V122H148ZM148 123H147V124H148ZM153 123H154V122H153ZM184 123H186V122H184ZM191 123H192V122H191ZM237 123H239V122H237ZM245 123H246V122H245ZM51 124H52V123H51ZM67 124H68V123H67ZM67 124H66V125H67ZM112 124H110V125H112ZM120 124L123 125L122 123H120ZM141 124H142V123H141ZM198 124H199V123H198ZM198 124H197V125H198ZM224 124H225V123H224ZM0 125H1V124H0ZM12 125H13V124H12ZM22 125H23V124H22ZM34 125H35V124H34ZM87 125H89V124H87ZM97 125H98V124H97ZM105 125H106V124H105ZM105 125L103 126V128L105 127ZM107 125H108V124H107ZM132 125H131V126H132ZM145 125H146V124H145ZM149 125H150V124H149ZM169 125H170V124H169ZM176 125H177V124H176ZM199 125H200V124H199ZM217 125H218V124H217ZM243 125H244V124H243ZM245 125H246V124H245ZM59 126H58V128H59ZM90 126H89V128H90ZM112 126H114V125H112ZM147 126H148V125H147ZM190 126H191V125H190ZM0 127H1V126H0ZM55 127H56V126H55ZM87 127H88V126H87ZM97 127H98V126H97ZM99 127H100V126H99ZM115 127H117V124H116ZM118 127H119V126H118ZM122 127H123V126H122ZM122 127H121V130H124L125 127H124V128H122ZM141 127H142V126H141ZM152 127H153V126H152ZM181 127H182V126H181ZM66 128H68V127H66ZM101 128H102V127H101ZM101 128H100V129H101ZM108 128H109V126H108ZM131 128H132V127H131ZM148 128H149V126H148ZM195 128H196V127H195ZM202 128H203V127H202ZM12 129H13V128H12ZM52 129H53V127H52ZM92 129H93V128H92ZM115 129H116V128H115ZM133 129H135V127H134ZM177 129H179L178 126H177ZM241 129H242V128H241ZM55 130H56V129H55ZM67 130H69V129H67ZM70 130H69V131H70ZM89 130H90V129H89ZM97 130H99V129H97ZM103 130H104V129H103ZM111 130H112V129H111ZM127 130H128V129H126L125 131H127ZM141 130L143 131V129H141ZM147 130H148V129H147ZM174 130H175V129H174ZM183 130H184V128H183ZM186 130H187V129H186ZM249 130H251V128H250ZM1 131H2V130H1ZM92 131L94 132V130H92ZM95 131H96V130H95ZM104 131H105V130H104ZM131 131H132V129L130 130V132H131ZM156 131H157V130H156ZM176 131H177V130H176ZM58 132L60 133V128L58 129ZM58 132H57V133H58ZM61 132H64V131L61 130ZM88 132H90V131H88ZM93 132H92V133H93ZM114 132L116 133L117 131L115 130ZM120 132H121V131H120ZM122 132H123V131H122ZM160 132H161V131H160ZM177 132H178V131H177ZM186 132H187V131H186ZM202 132H204V131H202ZM2 133H3V132H2ZM90 133H91V132H90ZM97 133H99V132H97ZM100 133H101V130H100ZM125 133H126V132H125ZM128 133H129V132H128ZM128 133H127V134H128ZM139 133H140V132H139ZM155 133H156V132H155ZM183 133H184V132H182L181 134L184 135ZM211 133H212V132H211ZM222 133H223V132H222ZM60 134H61V133H60ZM95 134H96V132H95ZM104 134H105V132H103V135H104ZM112 134H113V133H112ZM127 134H126V136H124V138H125V137L127 138ZM135 134H136V132H135ZM157 134H158V133H157ZM173 134H174V133H173ZM178 134H179V133H178ZM209 134H210V133H209ZM5 135H6V134H5ZM98 135H99V134H98ZM103 135H101V136H103ZM129 135H132V134H129ZM148 135H149V134H148ZM153 135H154V134H153ZM169 135H170V134H169ZM223 135H224V134H223ZM223 135H222V136H223ZM78 136H79V138H78ZM86 136H87V135H86ZM90 136H91V134H90ZM92 136H93V135H92ZM92 136H91V137H92ZM120 136H121V133H120ZM178 136H179V135H178ZM207 136H208V135H207ZM235 136H236V135H235ZM57 137H59V134H57ZM60 137H62V134L60 135ZM87 137H89V136H87ZM87 137H84V138H87ZM93 137L95 138V136H93ZM121 137H122V136H121ZM181 137H182V136H181ZM50 138H51V137H50ZM55 138H56V137H55ZM100 138H102V137H100ZM106 138H107V137H106ZM124 138L122 137L121 139L123 140ZM130 138H131V136H130ZM130 138H129V139H130ZM132 138H137V137H136V136H135V137L132 136ZM140 138H141V136H140ZM233 138H234V137H233ZM261 138H262V137H261ZM59 139H61V138H59ZM95 139H96V138H95ZM119 139H120V138H119ZM143 139H144V138H143ZM156 139H158V138H156ZM156 139H154V140H156ZM7 140H8V139H7ZM49 140H50V139H49ZM62 140H63V139H62ZM84 140H85V139H84ZM116 140H117V139H115V141H116ZM127 140H128V139H127ZM131 140H132V139H130L129 141H131ZM133 140H134V139H133ZM148 140H149V139H148ZM148 140H147V141H148ZM222 140H223V139H222ZM236 140H237V139H236ZM53 141H54V140H52V142H53ZM56 141H57V140H56ZM92 141H94V139H93ZM92 141H91V142H92ZM101 141H102V140H101ZM108 141H109V140H108ZM135 141H136V139H135ZM135 141H133V142H135ZM139 141H140V140H139ZM151 141H153V140H151ZM159 141H160V140H159ZM178 141H180V140H178ZM181 141H182V140H181ZM193 141H194V140H193ZM85 142H86V143H85V146L88 148L89 146L86 145V144H87V139H86ZM88 142H89V141H88ZM91 142H90V143H91ZM96 142H97V140H96ZM118 142H123V141L118 140ZM124 142H125V141H124ZM131 142H132V141H131ZM133 142H132V143H133ZM160 142L163 143L164 141H160ZM175 142H176V141H175ZM185 142H186V141H185ZM203 142H204V140H203ZM203 142H202V143H203ZM206 142H207V141H206ZM2 143H3V142H2ZM50 143H51V142H49V144H50ZM56 143H58V142H56ZM59 143H60V142H59ZM59 143H58V146H60ZM61 143H62V142H61ZM98 143H99V142H98ZM126 143H127V142H126ZM126 143H125V144H126ZM129 143H130V142H129ZM132 143H131V144H132ZM162 143H161V144H162ZM194 143H196V142H194ZM225 143H226V142H225ZM227 143H228V142H227ZM232 143H233V142H232ZM54 144H55V142H54ZM82 144H83V141H82ZM99 144H100V143H99ZM118 144H119V143H117V145H118ZM120 144H122V143H120ZM125 144H124V146H125ZM137 144H138V143H137ZM137 144H136V146H137ZM161 144H160V145H161ZM165 144H166V143H165ZM185 144H186V143H185ZM260 144H261V143H260ZM19 145H20V144H19ZM55 145H56V144H55ZM55 145H54V146H55ZM83 145H84V144H83ZM83 145H81V147H82ZM104 145H105V144H104ZM115 145H116V143H115ZM117 145H116V147H118ZM132 145H133V144H132ZM175 145H176V144H175ZM202 145H203V144H202ZM209 145H210V144H209ZM33 146H34V145H33ZM90 146H91V145H90ZM94 146H95V145H94ZM120 146H121V145H120ZM138 146H139V145H138ZM140 146H141V145H140ZM187 146H188V145H187ZM223 146H224V145H223ZM250 146H251V145H250ZM260 146H261V145H260ZM2 147H3V146H2ZM6 147H7V146H6ZM6 147H5V148H6ZM60 147H61V146H60ZM79 147H80V146H79ZM91 147H92V146H91ZM91 147H90V148H91ZM106 147H108V145H107ZM114 147H115V146H114ZM127 147H128V148L130 147L129 144L127 145ZM174 147H175V146H174ZM177 147H179V146L177 145ZM5 148H4V149H5ZM50 148H51V146H50ZM52 148H54V151H55V152L57 151V150H55V147L52 146ZM57 148H59V147H57ZM90 148H89V149H90ZM95 148H97V146H96ZM95 148L93 149V147H92V149H93L94 151H95ZM134 148H135V147H134ZM136 148H137V147H136ZM140 148H141V147H140ZM148 148H149V147H148ZM151 148H152V147H151ZM159 148H160V147H159ZM170 148H171V147H170ZM211 148H212V146H211ZM62 149H60V150H61V152H60L61 154H62V151H63ZM78 149H79V148H78ZM78 149H77V150H78ZM131 149H132V148H131ZM167 149H168V148H167ZM191 149H192V148H190V150H191ZM228 149H229V147H228ZM1 150H3V149H1ZM23 150H24V149H23ZM50 150H51V149H50ZM77 150H76V151H77ZM81 150H83V149H81ZM86 150H87V149H86ZM86 150H85V151H86ZM150 150H151V149H150ZM229 150H230V149H229ZM4 151H5V150H4ZM40 151H41V150H40ZM48 151H49V150H48ZM90 151H91V150H90ZM113 151H114V153L117 152V151H118V148H117L116 151H115V148H114ZM136 151H137V150H136ZM162 151H163V150H162ZM203 151H204V150H203ZM52 152H53V150H52ZM123 152H124V150H123ZM153 152H154V151H153ZM174 152H176V151H174ZM198 152H199V151H198ZM198 152H197V153H198ZM230 152H231V151H230ZM3 153H4V152H2V156H3ZM5 153H6V152H5ZM41 153H42V152H41ZM48 153H49V152H46V154H48ZM81 153H82V152H81ZM81 153H80V155H82ZM91 153H92V151H91ZM98 153H99V152H98ZM100 153H101V152H100ZM112 153H113V152H112ZM154 153H155V152H154ZM187 153H188V152H187ZM208 153H210V152H208ZM228 153H229V152H228ZM228 153H226V155H227ZM24 154H25V153H24ZM54 154H53V155H54ZM61 154H60V155H61ZM77 154H79V150H78ZM87 154H88V153H87ZM95 154H97V153H95ZM101 154H103V153H101ZM126 154H130V155H131V152H130V153H129V152H128V153L126 152ZM159 154H160V153H159ZM172 154H173V153H172ZM206 154H207V153H206ZM251 154H252V153H251ZM4 155H5V154H4ZM9 155H10V154H9ZM48 155H49V154H48ZM48 155H47V156H48ZM84 155H85V153H84ZM97 155L99 156V154H97ZM103 155H104V154H103ZM108 155H109V154H108ZM112 155H113V156H114V155L117 156L118 154H112ZM112 155H110V156H112ZM124 155H125V153H124ZM124 155H121V160H122V156H124ZM188 155H189V153L187 154V156H188ZM228 155H229V154H228ZM228 155H227V156H228ZM14 156H15V155H14ZM47 156H46V157H47ZM78 156H79V155H78ZM87 156H88V157H87ZM87 156L84 157L85 160H87V159L89 158V161H90V160H93V158H94V157H93V158H90V157H91L90 155H87ZM92 156H93V155H92ZM136 156H137V155H136ZM154 156H155V155H154ZM195 156H197V155H195ZM195 156H194V158H195ZM261 156H262V155H261ZM48 157H49V156H48ZM48 157H47V159H48ZM50 157H51V155H50ZM99 157H101V156H99ZM126 157H127V155H126ZM126 157H125V158H126ZM137 157H138V156H137ZM140 157H141V156H140ZM143 157H144V156H143ZM152 157H153V156H152ZM152 157H151V158H152ZM164 157H165V156H164ZM4 158H5V156H4ZM86 158H87V159H86ZM97 158H98V157H97ZM103 158H104V157H103ZM111 158H112V157H111ZM114 158H115V157H114ZM200 158H202V157H200ZM200 158H199V159H200ZM224 158H225V157H224ZM246 158H247V157H246ZM5 159H6V158H5ZM19 159H20V158H19ZM75 159H76V157H75ZM79 159H80V157H79ZM95 159H96V158H95ZM118 159H119V158H118ZM118 159H117V160H118ZM127 159H129V155H128V158H127ZM127 159H125V160L127 161ZM130 159H131V157H130ZM258 159H259V158H258ZM8 160H9V159H8ZM11 160H12V159H11ZM23 160H24V158H23ZM45 160H46V159H45ZM71 160L73 161V157H72V159H70V162H71ZM77 160H78V157H77ZM77 160H76V161H77ZM80 160H81V159H80ZM117 160H116V161H117ZM171 160H172V159H171ZM260 160H261V159H260ZM52 161H51V162H52ZM94 161H95V160H94ZM97 161H98V160L96 159L95 163H96ZM114 161H115V160H114ZM116 161H115V162H116ZM129 161H130V160H129ZM135 161H136V158H135ZM149 161H150V159H149ZM178 161H179V160H178ZM186 161H187V159H186ZM192 161H193V160H192ZM203 161H204V160H203ZM213 161H214V160H213ZM246 161H247V160H246ZM252 161H253V160H252ZM252 161H251V162H252ZM258 161H259V160H258ZM258 161H257V162H258ZM51 162H50V163H51ZM83 162H84V160H83ZM112 162H113V160H112ZM121 162H122V161H121ZM175 162H176V161H175ZM198 162H199V160H198ZM198 162H197V163H198ZM216 162H217V161H216ZM219 162H220V161H219ZM6 163H7V162H6ZM39 163H41V166H43L42 161L39 162ZM39 163H38V164H39ZM45 163H47V162H45ZM81 163H82V162H81ZM84 163H85V162H84ZM95 163H94V165H95ZM98 163H99V162H98ZM100 163H101V162H100ZM110 163H111V161H110ZM125 163H126V162H125ZM134 163H135V162H134ZM136 163L138 164L137 161H136ZM211 163H212V162H211ZM7 164H9V163H7ZM7 164H6V165H7ZM12 164H14V163H12ZM27 164H28V163H27ZM69 164H70V163H69ZM90 164H91V163H90ZM115 164H117V163H115ZM120 164H121V163H120ZM151 164H152V162H151ZM170 164H171V163H170ZM191 164H192V163H191ZM262 164H263V162H262ZM45 165H47V166L50 167L52 164H51V165L45 164ZM92 165H93V163H92ZM92 165H91V166H92ZM101 165H102V164H101ZM131 165H132V164H131ZM141 165H142V164H141ZM147 165H148V164H147ZM149 165H150V164H149ZM197 165H198V164H197ZM206 165H207V164H206ZM7 166H8V165H7ZM47 166H46V167H47ZM53 166H52V167H53ZM82 166H83V165H82ZM82 166H81V167H82ZM84 166H85V165H84ZM107 166H108V165H107ZM112 166L115 167V166H114V162H113V165H112ZM112 166H111V167H112ZM116 166H117V165H116ZM123 166H124V165H123ZM126 166H127V165H126ZM133 166H134V165H133ZM135 166H136V165H135ZM137 166H138V165H137ZM151 166H152V165H151ZM164 166H165V160L163 159L162 156H159V158H158V160H157L155 166L151 169V170L154 172V173H153V174H154L153 176H154V177L156 176V178H158V177L161 178V177H162L161 175L164 174V169H165ZM183 166H185V165H183ZM192 166H193V165H191V167H192ZM255 166H256V165H255ZM13 167H14V166H13ZM46 167H44V168H46ZM72 167H73V166H72ZM75 167H78V166H76V165L74 164V167H73V168H75ZM81 167L79 166L80 169H82ZM85 167H86V166H85ZM88 167H89V166H88ZM88 167H87V168H88ZM98 167H99V166H98ZM109 167H110V166H109ZM139 167H140V166H139ZM257 167H258V166H257ZM257 167H256V168H257ZM10 168H12V165H11ZM39 168H40V167H39ZM58 168H59V170H58ZM83 168H84V167H83ZM92 168L95 169V168H96V165H95V167L93 166ZM92 168H91V170H92ZM145 168H146V167H145ZM149 168H150V166H149ZM178 168H180V166H179ZM178 168H177V170H178ZM181 168H182V167H181ZM195 168H196V167H195ZM198 168H199V167H198ZM210 168H211V167H210ZM221 168H222V167H221ZM231 168H232V167H231ZM245 168H246V167H245ZM256 168H255V169H256ZM0 169H1V168H0ZM2 169H3V168H2ZM4 169H6V166H4ZM94 169H93V170H94ZM98 169H99V168H98ZM98 169L96 168L95 170H98ZM101 169H102V167H101ZM104 169H105V168H104ZM113 169H116V168H112L109 172H111ZM119 169H121V168L119 167ZM119 169H118V168L116 169V173H117V170H119ZM142 169H143V168H142ZM216 169H217V168H216ZM235 169H236V168H235ZM237 169H238V168H237ZM9 170H10V169H9ZM9 170H7V172H8ZM34 170H35V169H34ZM38 170H39V169L37 168V173H38ZM40 170L42 171V169H40ZM44 170L47 171V169H44ZM44 170H43V172H45ZM61 170H62V172H61ZM73 170H74V169H73ZM78 170H79V169H78ZM78 170L75 169V171H78ZM99 170H100V169H99ZM102 170H103V169H102ZM123 170H124V169H123ZM148 170H149V169H148ZM194 170H195V169H194ZM202 170H203V169H202ZM233 170H234V169H233ZM257 170H258V169H256V171H257ZM261 170H263V169H261ZM261 170H260V171H261ZM4 171H5V170H4ZM10 171H11V170H10ZM48 171H49V173H50V170H48ZM104 171H105V170H104ZM114 171H115V170H114ZM142 171H144V170H142ZM149 171H150V170H149ZM222 171H223V170H222ZM237 171H238V170H237ZM241 171L243 172L244 169L241 170ZM69 172H70V170H69ZM73 172H74V171H73ZM73 172H72V173H73ZM79 172H80V171H79ZM81 172H82V171H81ZM89 172H90V171H89ZM92 172H93V171H92ZM92 172H91V173H92ZM105 172L107 173L108 170L106 169ZM120 172H121V171H120ZM120 172H119V173H120ZM134 172H135V170H134ZM146 172H147V171H146ZM177 172H178V171H177ZM254 172H255V171H254ZM262 172H263V171H262ZM1 173H2V171H1ZM8 173H9V172H8ZM35 173H36V172H35ZM77 173H78V172H77ZM102 173H103V171H102ZM106 173H105V176H107ZM169 173H172V172H169ZM255 173H256V172H255ZM2 174H3V173H2ZM42 174H43V173H42ZM42 174H41V175H42ZM47 174H48V172H47ZM69 174H70V173H69ZM74 174H75V172H74ZM84 174H85V173H83L82 176L86 177ZM94 174H95V173H94ZM94 174H93V175H94ZM112 174H113V173H112ZM120 174H121V173H120ZM144 174H145V173H144ZM146 174H147V173H146ZM234 174H235V173H234ZM236 174H237V173H236ZM244 174H245V173H244ZM8 175H9V174H8ZM36 175H37V174H35V176H34L35 178H34V179H37V178H36V177H37ZM66 175H67V173H66ZM75 175H76V174H75ZM90 175H92V174H90ZM96 175H97V174H96ZM96 175H95V176H96ZM98 175H99V174H98ZM102 175H103V174H102ZM110 175H111V174H109V175L107 176V178L110 177ZM138 175H140V174H138ZM168 175H169V174H168ZM175 175L178 176V174H175ZM191 175H192V173H191ZM191 175H190V179H191V177H193V176H191ZM241 175H242V174H241ZM252 175H253V174H252ZM255 175H256V174H255ZM39 176H40V175H39ZM60 176H61V177H60ZM112 176H113V175H112ZM114 176H115V174H114ZM114 176H113V177H114ZM131 176H132V175H131ZM142 176H144V175H142ZM151 176H152V175H151ZM165 176H166V175H165ZM181 176H182V175H181ZM185 176H186V175H185ZM220 176H221V175H220ZM246 176H247V174H246ZM256 176H257V175H256ZM11 177H14V176H11ZM40 177H41V176H40ZM45 177H46V176H45ZM70 177H71V179H72V176H71V175H70ZM70 177H69V178H70ZM76 177H78V175H76ZM76 177H75V179H74V176H73V180H76ZM98 177H99V176H98ZM101 177H102V176H101ZM101 177H100V178H101ZM113 177H112V178H113ZM115 177H117V176H115ZM170 177H171V176H170ZM172 177H173V176H172ZM183 177H184V176H183ZM236 177H237V176H236ZM9 178H10V175H9ZM20 178H21V177H20ZM32 178H33V176H32ZM47 178H48V177H47ZM47 178H46V179H47ZM49 178H48V180L51 181ZM69 178H67V179H69ZM90 178H91V177H90ZM110 178H111V177H110ZM110 178H108V179L110 180ZM117 178H119V177H117ZM122 178H123V177H121L120 179H122ZM188 178H189V177H187V180H188ZM238 178H239V177H238ZM255 178H256V177H255ZM5 179H7V178H5ZM14 179H15V178H14ZM80 179H81V181H83L82 178H80ZM83 179H84V178H83ZM87 179H88V178H87ZM108 179H107V180H108ZM114 179H115V178H114ZM141 179H142V178H141ZM152 179H153V178H152ZM174 179H175V177L173 178V181H174ZM253 179H254V178H253ZM0 180H1V179H0ZM31 180H32V179H31ZM78 180H79V179H78ZM93 180H94V179H93ZM111 180H112V179H111ZM111 180H110V183H111ZM117 180H118V179H117ZM133 180H134V178H133ZM153 180H154V179H153ZM171 180H172V179H171ZM184 180H185V179H184ZM260 180H261V179H260ZM4 181H5V180H4ZM36 181L38 182V180H36ZM69 181H70V180H69ZM94 181H96V180H94ZM97 181H98V180H97ZM119 181H121V180H119ZM173 181H172V182H171V181L166 182V183H167L166 186H170V185H172ZM198 181H199V180H198ZM236 181H237V180H236ZM242 181H243V180H242ZM258 181H259V180H258ZM30 182H31V181H30ZM34 182H35V181H33L32 185L34 184V186H35V183H34ZM40 182H42V181H40ZM47 182H48V181H46V184H47ZM59 182H60V183H59ZM85 182H86V181H85ZM89 182H90V180H89ZM89 182H88V183H89ZM103 182H104V180H103ZM103 182H101V183H103ZM105 182H106V180H105ZM112 182H113V181H112ZM131 182H132V181H131ZM185 182H186V181H185ZM234 182H235V181H234ZM238 182H239V181H238ZM48 183H49V182H48ZM81 183H83V182H81ZM92 183H93V182H92ZM117 183H118V182H117ZM188 183H189V182H188ZM188 183H187V184H188ZM197 183H199V182H197ZM236 183H237V182H236ZM0 184H1V181H0ZM16 184H17V183H16ZM42 184H44V182H42ZM42 184H41V185H42ZM50 184H51V183H49L48 185H50ZM71 184H72V183H71ZM76 184H77V183H76ZM83 184H84V183H83ZM107 184H109V181H108V183H105V185H107ZM156 184H157V183H156ZM161 184H162V183H161ZM184 184H185V183H184ZM225 184H226V183H225ZM233 184H234V183H233ZM32 185H31V186H32ZM39 185H40V183H39ZM96 185H97V184H96ZM102 185H103V184H102ZM133 185H134V184H133ZM147 185H148V184H147ZM206 185H207V184H206ZM214 185H215V184H214ZM235 185H236V184H235ZM243 185H244V183H243ZM255 185H256V188H257L255 194H258V195H259L260 192H264V184L260 185V184L256 183ZM74 186H75L74 189H72L73 191L77 189V188H76V185H74ZM81 186H82V185H81ZM91 186H92V184H91ZM91 186L89 185V187H91ZM109 186H110V185H109ZM118 186H119V184H118ZM141 186H142V184H141ZM150 186H151V185H150ZM155 186H156V185H155ZM207 186H208V185H207ZM220 186H221V185H220ZM249 186H251V185H248V187H249ZM0 187H1V190H2V188H3V191H4V185H3V187H2V184H1ZM28 187H29V186H28ZM46 187H48V186L46 185L45 188H46ZM52 187H53V185L51 186V188H52ZM71 187H72V186H71ZM82 187H84V186H82ZM95 187H96V186H95ZM98 187H99V186H98ZM103 187H105V186H103ZM107 187H108V186H107ZM143 187H144V186H143ZM158 187H159V186H158ZM158 187H157V188H158ZM161 187H162V186H161ZM183 187H184V186H183ZM186 187H187V186H186ZM188 187H189V186H188ZM202 187H203V186H202ZM229 187H230V186H229ZM241 187H242V186H241ZM5 188H6V187H5ZM25 188H26V187H25ZM35 188H36V187H35ZM41 188H42V187H40V189H41ZM45 188H43L44 191L46 190ZM54 188L57 189L55 186H54ZM78 188H79V187H78ZM108 188H109V187H108ZM127 188H128V186H127ZM144 188H145V187H144ZM159 188H160V187H159ZM162 188H163V187H162ZM180 188H181V187H180ZM180 188H179V189H180ZM184 188H185V187H184ZM190 188H191V187H190ZM193 188H194V187H193ZM210 188H211V187H210ZM213 188H214V187H213ZM246 188H247V187H246ZM254 188H255V187H254ZM14 189H15V188H14ZM19 189H20V188H19ZM29 189H30V188H29ZM48 189H50V188H48ZM70 189H71V188H70ZM70 189H69V190H70ZM81 189H82V188H81ZM83 189H84V188H83ZM87 189H88V188H87ZM89 189H90L89 191L91 192V188H89ZM93 189H95V188H93ZM99 189H100V188H99ZM145 189H147V187H146ZM160 189H161V188H160ZM163 189H164V188H163ZM208 189H209V188H208ZM217 189H218V188H217ZM235 189H236V188H235ZM235 189H234V190H235ZM239 189H240V187H239ZM251 189H252V188H251ZM1 190H0V191H1ZM6 190H7V189H6ZM6 190H5V191H6ZM31 190H33V189H31ZM38 190H39V189H38ZM53 190H54V189H53ZM72 190H71V191H72ZM79 190H80V189H79ZM79 190H76V191H79ZM106 190H107V189H106ZM157 190H158V189H157ZM167 190L169 191V189H167ZM189 190H190V189H189ZM196 190H197V189H196ZM214 190H215V189H214ZM3 191H2V192H3ZM5 191H4V194H5ZM13 191H14V190H13ZM26 191H27V190H26ZM26 191H24V192H26ZM41 191L43 192L42 189H41ZM51 191H52V190H51ZM80 191H82V190H80ZM86 191H87V190H86ZM97 191H98V190H97ZM115 191H117V190H115ZM183 191H184V190H183ZM183 191H182V192H183ZM186 191H187V188H186ZM191 191H192V190H191ZM215 191H216V190H215ZM217 191H218V190H217ZM219 191H220V188H219ZM2 192H1V193H2ZM37 192H40V191H37ZM74 192H75V191H74ZM90 192H88V193H90ZM95 192H96V190H95ZM105 192H106V191H105ZM105 192H104V193H105ZM132 192H133V191H132ZM220 192H223V191H220ZM249 192H250V191H249ZM26 193H27V192H26ZM47 193L49 194L50 192L47 191ZM47 193L44 192V195L47 194ZM75 193H76V192H75ZM92 193H93V190H92L91 194H92ZM106 193H107V192H106ZM114 193H116V192H114ZM117 193H118V192H117ZM149 193H150V192H149ZM152 193H153V192H152ZM152 193H151V195H152ZM160 193H161V192H160ZM250 193H251V192H250ZM4 194L1 195V196H4ZM7 194H8V193H7ZM21 194H23V193H21ZM35 194H36V193H35ZM52 194H54V193L51 192L50 195H52ZM73 194H74V193H73ZM73 194H71V196H72ZM76 194H77V193H76ZM83 194H84V193H83ZM86 194H87V192H86ZM91 194H90L91 198H92V199H95V196L92 197L95 193H94L93 195H91ZM121 194H122V193H121ZM125 194H127V193L125 192ZM125 194H124V195H125ZM180 194H181V193H180ZM183 194H184V192H183ZM187 194H188V193H187ZM189 194H191V193H189ZM197 194H198V193H197ZM197 194H195V196H196ZM213 194H214V192H213ZM213 194H212V195H213ZM222 194H223V193H222ZM30 195H31V194H30ZM42 195H43V194H42ZM54 195H55V194H54ZM57 195H55V197H57ZM63 195H64V196H63ZM79 195H80V194H79ZM79 195H78V196L75 195V196H76V197H79ZM84 195H85V194H84ZM216 195H217V194H216ZM223 195H225V191H224V194H223ZM253 195H254V194H253ZM258 195H255V197L258 196ZM1 196H0V197H1ZM24 196H25V195H24ZM35 196H36V195H35ZM37 196H38V195H37ZM90 196H89V194H88V197H86V198L90 199V198H89ZM120 196H121V195H120ZM209 196H210V195H209ZM242 196H243V195H242L241 193H238L237 196L235 197V199H234V201H233L232 204H235V206L239 204V206H240V204L243 203V202L241 201V197H242ZM49 197H50V196H49ZM49 197H48V198H49ZM80 197H81V199L83 198V196H81V195H80ZM175 197H176V196H175ZM188 197H189V196H188ZM197 197H199V196H197ZM200 197H201V196H200ZM211 197H212V199H213V196H211ZM255 197H254V198H255ZM28 198H30V197L28 196ZM28 198H26V199L28 200ZM31 198H32V197H31ZM48 198H47V199H48ZM52 198H53V196H52ZM68 198H69V200H67ZM113 198H114V197H113ZM121 198H122V197H121ZM139 198H140V197H139ZM171 198H172V197H171ZM191 198H192V197H191ZM195 198H196V197H194V199H195ZM242 198H243V197H242ZM251 198H252V197H251ZM259 198H260V197H259ZM262 198H263V197H262ZM37 199H38V198H37ZM50 199H51V198H50ZM76 199H77V198H76ZM84 199H85V198H84ZM115 199H116V198H115ZM159 199H160V198H159ZM183 199H184V198H183ZM200 199H201V198H200ZM208 199H209V198H208ZM208 199H207V200H208ZM256 199H258V198H256ZM3 200H4V199H3ZM44 200H46V199H44ZM52 200H53V199H52ZM55 200L57 201L56 198H55ZM61 200H60V202H61ZM85 200H86V199H85ZM126 200H127V199H126ZM162 200H163V199H162ZM166 200H167V199H166ZM209 200L211 201V199H209ZM213 200H214V199H213ZM252 200H253V199H252ZM252 200H251L250 202H251V203H254V202H252ZM37 201H39V200H37ZM37 201H36V202H37ZM47 201H48V200H46V202H47ZM49 201H50V200H49ZM74 201L76 202L77 200H73L72 202L74 203ZM78 201H79V199H78ZM88 201H89V200H87V202H88ZM99 201H100V198H99ZM102 201H103V200H102ZM104 201H105V200H104ZM112 201H113V200H112ZM128 201H129V200H128ZM175 201H176V200H175ZM186 201H187V200H186ZM198 201H199V200H198ZM11 202H12V201H11ZM21 202H22V201H21ZM33 202H34V201H33ZM36 202H35V203H36ZM58 202H59V201H58ZM60 202H59L57 205L60 206ZM72 202H71V203H72ZM81 202H82V201H81ZM84 202H85V201H84ZM93 202H94V201H93ZM208 202H209V201L205 202L206 205H207ZM246 202H247V201H246ZM47 203H48V202H47ZM50 203H51V202H50ZM85 203H86V202H85ZM89 203H90L91 205H93V204H92V200H91V202H89ZM89 203H88V204H89ZM101 203H102V202H101ZM107 203H108V202H107ZM121 203H122V201H121ZM124 203H125V202H124ZM124 203H123V204H124ZM135 203H136V202H135ZM179 203H180V202H179ZM179 203H178V204H179ZM209 203H210V202H209ZM248 203H249V202H248ZM259 203H260V202H259ZM0 204H1V203H0ZM37 204H39V202H37ZM43 204H44V203L42 202V205H43ZM61 204H62V203H61ZM65 204H62V205L64 206ZM69 204H70V203H69ZM76 204L78 205V203H76ZM76 204H75V205H76ZM79 204H80V203H79ZM86 204H87V203H86ZM86 204H85V206H86V208H87V205H86ZM98 204H100V203H98ZM181 204H182V203H181ZM187 204H188V203H187ZM221 204H222V203H221ZM263 204H264V203H263ZM9 205H10V204H9ZM28 205H29V204H28ZM51 205H52V203H51ZM75 205H74V206H75ZM100 205H101V204H100ZM150 205H151V204H150ZM167 205H168V204H167ZM173 205H174V204H173ZM192 205H194V204H192ZM199 205H200V203H198V206H199ZM259 205L262 206V201H261V204H259ZM33 206H34V205H33ZM36 206H37V205H35V207H36ZM48 206L50 207V205H48ZM53 206H56V202H55V205L53 204ZM53 206H52V207H53ZM63 206H61V207L63 208ZM78 206L81 207V205H78ZM146 206H147V205H146ZM151 206H152V205H151ZM179 206H180V205H179ZM203 206H204V205H203ZM209 206H210V205H208V208H207V209H209ZM218 206H219V205H218ZM218 206H217V207H218ZM244 206H245V205H244ZM16 207H17V206H16ZM37 207H38V206H37ZM45 207H46V204H45ZM61 207H60V208H61ZM65 207H66V206H65ZM68 207H69V206H68ZM147 207H148V206H147ZM152 207H153V206H152ZM195 207H197V206H195ZM231 207H234V206L231 205ZM247 207H248V204H247ZM253 207H254V206H253ZM57 208H58V206H57ZM57 208H56V209H57ZM81 208H82V207H81ZM88 208H89L88 210L91 211V210H90V205L88 206ZM93 208H94V207H93ZM95 208H96V207H95ZM192 208H194V207L192 206ZM192 208H191V209H192ZM201 208H203V207H201ZM212 208H213V207H212ZM224 208H225V209H224V214H225V215L223 214V222H222V220L220 221L219 219H218L216 222H214V223L216 224L218 221H220V222H218V223H220L219 226L217 225L218 228L216 227V229H214V230L212 229V231H213V235H210V237H209L210 239H209L208 242H207V241H204V242H203V243H205V242L207 243V244H206L207 247H206L205 251L200 250V257H197V258H196V256L199 254V253H197L196 256L188 257V258H187V261L184 259V261H182L180 264H211V262H212V261H215L216 258H218V259L220 258V256H218V255H220V254H222V255L224 256V257H222V258H223L222 264H229V257H227V256H226L227 254H226L225 252H223L224 249H223V251H222V249H220V247L218 246V245H220V242H223V243H225V242H226V243H227V242H230V241H229V222H228V221H229V201L225 203ZM251 208H252V207H251ZM51 209H52V208H51ZM75 209H76V206H75ZM79 209H80V208H78V210H79ZM97 209H98V208H97ZM147 209H148V208H147ZM170 209H171V208H170ZM186 209H187V208H186ZM215 209H216V208H215ZM14 210H15V209H14ZM27 210H28V209H27ZM81 210L83 211V208H82ZM81 210H80V211H81ZM85 210H86V209H85ZM88 210H86V211H88ZM98 210H99V209H98ZM140 210H141V209H140ZM182 210H183V209H182ZM199 210H201V209L199 208ZM199 210H198V211H199ZM240 210H241L240 207H237V208L235 207V212H236V214L239 213ZM243 210H244V207H243ZM28 211H29V210H28ZM45 211H47V210H45ZM49 211H50V208H49ZM62 211H63V210H62ZM80 211H78V212H80ZM89 211H88V212H89ZM247 211H248V210H247ZM247 211H246V213H250V212H247ZM257 211H258V210H257ZM259 211H261V210H259ZM52 212H54V210H52ZM55 212H56V211H55ZM60 212H61V211H60ZM73 212H74V211H73ZM73 212H72V215H73ZM78 212H75V213H78ZM88 212H87V213H88ZM102 212H103V211H102ZM173 212H174V211H173ZM173 212H172V213H173ZM213 212H214V211H213ZM242 212H243V211H242ZM75 213H74V214H75ZM80 213H82V212H80ZM93 213H94V212H93ZM113 213H114V212H113ZM113 213H112V214H113ZM174 213H175V212H174ZM184 213H185V212H184ZM184 213H183V214H184ZM187 213H188V212H187ZM191 213H193V212H190V214H191ZM51 214H52V213H51ZM53 214H54V213H53ZM57 214H58V213H57ZM61 214H62V213H61ZM89 214H90V212H89ZM155 214H156V213H155ZM158 214H159V213H158ZM160 214H161V213H160ZM160 214H159V215H160ZM183 214H182V215H183ZM202 214H203V213H202ZM206 214H207V213H206ZM241 214H243V213H241ZM254 214H255V212H254ZM257 214H259V213H257ZM6 215H7V214H6ZM8 215H9V214H8ZM49 215H50V212H49L48 216H49ZM70 215H71V214H70ZM75 215H76V214H75ZM75 215H73V216H74L73 218H75ZM81 215H82V214H81ZM81 215H80V216H81ZM86 215H87V214H86ZM132 215H133V214H132ZM142 215H143V214H142ZM156 215H157V214H156ZM192 215H193V214H192ZM192 215H191V217H192ZM260 215H261V214H260ZM260 215H259V216H260ZM9 216H10V215H9ZM45 216H46V215H45ZM52 216H53V215H52ZM59 216H60V215H59ZM64 216H65V218H66V217L69 216V215L64 214ZM64 216H63V217H64ZM89 216H90V215H89ZM95 216H97V215H95ZM130 216H131V215H130ZM193 216H195V215H193ZM198 216H199V215H198ZM201 216L204 217L205 215H204V216L201 215ZM221 216H222V215H221ZM238 216H239V215H238ZM259 216L257 215V217H256V216L254 215V216L252 217V216L250 215L251 218L243 216V219H244V217H245V218L247 219V221L250 222V220H253V219L255 220V219L259 218ZM43 217H44V216H43ZM57 217H58V215H57ZM57 217H56V218H57ZM70 217H72V216H70ZM76 217H77V216H76ZM100 217H101V216H100ZM106 217H107V216H106ZM110 217H111V216H110ZM131 217H132V216H131ZM144 217H146V216H144ZM171 217H172V216H171ZM240 217L242 218L241 215H240ZM254 217H255V218H254ZM68 218H69V217H68ZM77 218H79V216H78ZM154 218H155V217H154ZM196 218H197V217H196ZM7 219H8V218H7ZM49 219H50V218H49ZM52 219H53V217H52ZM62 219H63V218H62ZM62 219H60V220H62ZM87 219H89V218H87ZM97 219H98V218H97ZM99 219H100V218H99ZM105 219H106V218H105ZM131 219L133 220V218H131ZM181 219H182V218H181ZM209 219H210V218H209ZM221 219H222V218H221ZM246 219H245V220H246ZM50 220H51V219H50ZM58 220H59V218H58ZM58 220H57V222H58ZM63 220H64V219H63ZM67 220H68V219H67ZM74 220H75V219H74ZM84 220H85V218H84ZM89 220H90V219H89ZM89 220H88V223H89ZM102 220H103V219H102ZM119 220H120V219H119ZM128 220H129V219H128ZM128 220H127V221H128ZM137 220H138V219H137ZM146 220H147V219H146ZM175 220H176V219H175ZM179 220H180V219H179ZM190 220H192V219H190ZM190 220H189V221H190ZM200 220L202 221V219H200ZM200 220H199V221H200ZM237 220H238V219H237ZM45 221H46V220H45ZM64 221H65V220H64ZM78 221H79V220H78ZM94 221L96 222V219H94ZM122 221H123V219H122ZM125 221H126V220H125ZM134 221H136L135 218H134ZM168 221H169V220H168ZM184 221H185V219H184ZM263 221H264V220H263ZM4 222H5V221H4ZM52 222H56V221H52ZM60 222H61V221H60ZM74 222H76V220H75ZM82 222H83V219H82L81 223H79V224H81L82 226H87L86 223L84 224V222H83V224H84V225H83ZM85 222H86V221H85ZM95 222H94V223H95ZM107 222H108V221H107ZM115 222H116V221H115ZM123 222H124V221H123ZM144 222H145V221H144ZM190 222H191V221H190ZM197 222H198V221H197ZM208 222H209V221H208ZM243 222H246V221H243ZM243 222H242V223H243ZM249 222H247L246 224H249ZM46 223H47V222H46ZM48 223H49V222H48ZM62 223H63V222H62ZM62 223H61V224L59 223V225H61V227L58 226V228H61V229H62ZM102 223H103V222H102ZM112 223H113V222H112ZM117 223H118V222H117ZM130 223H131V222H130ZM136 223H137V222H136ZM158 223H159V222H158ZM165 223H166V222H165ZM176 223H177V222H176ZM195 223H196V221H195ZM221 223H222V225H221ZM240 223H241V222H240ZM250 223H251V222H250ZM3 224H4V223H3ZM6 224H7V223H6ZM52 224H53V223H52ZM92 224H93V223H92ZM114 224H115V223H114ZM151 224H152V223H151ZM167 224H168V223H167ZM190 224H191V223H190ZM193 224H194V223H193ZM193 224H192V227H194ZM197 224H198V223H197ZM246 224H245V226H246ZM262 224H263V222H262ZM262 224H261V225H262ZM64 225H68V224H64ZM74 225H75V224H74ZM115 225H116V224H115ZM128 225H129V224H128ZM128 225H127V226H128ZM169 225H170V224H169ZM181 225H183V224H181ZM220 225H221V227H220ZM250 225H251V224H249V226H250ZM2 226H3V225H2ZM52 226H53V225H52ZM55 226L57 227V225H55ZM144 226H145V223H144L143 225H141V227H140V226L138 225V223H137V225H134L133 222H132L131 227L129 226L130 228H129L128 230L126 229V231L124 232V235H123V236H124L125 238H128V241H124V245L122 246V248H121L120 250H116V249L114 250L115 255L113 254L114 256H113V262H112V264H117V261L119 260V254L122 253V251H124V250H123L124 247H125L128 251H129V248H130L131 251H133V249H132V248L134 247V246H133V243L136 242V241L134 240V238H135L136 236H138L139 234L144 233V229H145ZM158 226H159V225H158ZM173 226H174V224H173ZM209 226H210V225H209ZM235 226H236V225H235ZM253 226H254V225H253ZM75 227H76V226H75ZM112 227H113V226H112ZM124 227H125V226H124ZM169 227H171V226H169ZM178 227H179V226H178ZM189 227H191V226L189 225ZM189 227H187L186 229H188ZM213 227H215V226H213ZM242 227H243V226H242ZM247 227H248V226H247ZM254 227H255V226H254ZM66 228H67V227L64 226L63 229L65 230ZM69 228H70V227H69ZM69 228H68V229H69ZM72 228H73V226H72ZM80 228L82 229V228H84V227H80ZM80 228H79V229H80ZM149 228H150V227H149ZM174 228H175V227H174ZM195 228H197V227H195ZM219 228H223V229L219 231ZM244 228H245V227H244ZM249 228H250V227H249ZM263 228H264V225H263ZM21 229H22V228H21ZM43 229H44V228H43ZM53 229H54V228H53ZM79 229H78V230H79ZM84 229H85V228H84ZM97 229H98V228H97ZM107 229H108V228H107ZM115 229H116V228H115ZM124 229H125V228H124ZM124 229H123V230H124ZM139 229H141V231H139ZM163 229H164V228H163ZM234 229H235V228H234ZM257 229H258V228H257ZM24 230H25V229H24ZM28 230H29V229H28ZM54 230H55V229H54ZM59 230H60V229H59ZM88 230H89V229H88ZM113 230H114V229H113ZM168 230H170V229H168ZM181 230H182V229H181ZM190 230H191V229H190ZM192 230H194V229H192ZM249 230H250V229H249ZM62 231H63V230H62ZM69 231H70V229H69ZM69 231H66V232H64V233H65V234H66V233L68 234ZM79 231H80V230H79ZM79 231H78V232H79ZM82 231H83V230H82ZM82 231H81V233H82ZM91 231H92V230H91ZM100 231H101V230H99V232H100ZM138 231H139V232H138ZM164 231H165V230H164ZM197 231H199V230H197ZM245 231H246V230H245ZM254 231H255V229H254ZM256 231H257V230H256ZM33 232H34V231H33ZM60 232H61V230H60ZM60 232H58V233H60ZM73 232H74V231H73ZM78 232H77V233H78ZM88 232H90V231H88ZM113 232H114V231H113ZM147 232H148V231H147ZM157 232H158V231H157ZM165 232H166V231H165ZM173 232H174V231H173ZM177 232H178V231H177ZM187 232H189V231H187ZM235 232H237V233H235ZM242 232H244V230L241 229V227H240L238 230H234V232H231L230 237H231V238H234V235H236V234L241 235ZM246 232H247V231H246ZM1 233H2V231H1ZM38 233H40V232H38ZM58 233H57V234H58ZM64 233H62V234H63V235H62V236H63L62 238H66V237H64V235H65ZM69 233H70V232H69ZM95 233H96V232H95ZM152 233H153V232H152ZM168 233H169V232H168ZM191 233H192V231H191ZM197 233H198V232H197ZM197 233H196V234H197ZM200 233H202V232H200ZM234 233H235V234H234ZM25 234H26V233H25ZM170 234H171V233H170ZM205 234L207 235L208 233H205ZM210 234H211V233H210ZM60 235H61V234H60ZM79 235H80V232H79ZM87 235H88V234H87ZM106 235H107V234H106ZM111 235H112V234H111ZM251 235H253V234H251ZM27 236H28V235H27ZM32 236H33V235H32ZM40 236H41V235H40ZM67 236H69V234H68ZM74 236H75V237H73V236H72V237H73V238H76V235H75V234H74ZM162 236H163V235H162ZM7 237H8V236H7ZM41 237H42V236H41ZM69 237H70V236H69ZM94 237H96V236H94ZM97 237H98V236H97ZM111 237H113V236H111ZM111 237H110V240H111ZM124 237H123V238H124ZM143 237H144V235H143ZM151 237H152V236H151ZM185 237H186V236H185ZM211 237H212V238H211ZM240 237H243V236H240ZM244 237H245V236H244ZM17 238H18V237H17ZM33 238H34V237H33ZM67 238H68V237H67ZM73 238H72V239H73ZM78 238H79V236H78ZM85 238H87V237H85ZM113 238H114V237H113ZM113 238H112V239H113ZM173 238H174V237H173ZM176 238H177V237H176ZM176 238H175V239H176ZM18 239H19V238H18ZM26 239H27V238H26ZM56 239H57V238H56ZM68 239H69V238H68ZM68 239H67V242H68ZM115 239H116V238H115ZM135 239L137 240V238H135ZM143 239H144V238H143ZM150 239H151V238H150ZM178 239H179V237H178ZM238 239H239V238H238ZM57 240H58V239H57ZM74 240H75V239H74ZM90 240H91V239H90ZM110 240H109V241H110ZM113 240H114V239H113ZM113 240H112V241H113ZM249 240H250V238H249ZM18 241H19V240H18ZM34 241H35V240H34ZM70 241H71V240H70ZM129 241H130V242H129ZM140 241L142 242L143 240L141 239ZM166 241H167V239H166ZM173 241H175V240H171V242H173ZM180 241H181V240H180ZM6 242H7V241H6ZM8 242H9V241H8ZM23 242H24V241H23ZM55 242H56V240H55ZM59 242H60V240H59ZM62 242L64 243V242H65V239H64ZM62 242H61V243H62ZM67 242H66V243H67ZM77 242H78V241H77ZM116 242H117V240H114V241H113L114 244H115ZM167 242H168V241H167ZM192 242H194V241H192ZM235 242H238L237 239H236V241H234V243H235ZM242 242H244V241H242ZM19 243H20V242H19ZM31 243H32V242H31ZM61 243H60V244H61ZM63 243H62V244H63ZM72 243H73V242H72ZM72 243H69V244L73 245ZM98 243H99V242H98ZM98 243H97V244H98ZM156 243H157V240H156ZM168 243H169V242H168ZM251 243H253V242H251ZM62 244H61V245H62ZM114 244H113V245H114ZM136 244H137V243H136ZM163 244H164V243H163ZM163 244H162V245H163ZM196 244H197V243H196ZM18 245H21V244H18ZM25 245H26V242H25ZM48 245H49V244H48ZM58 245H59V243H58ZM61 245H60V247H61ZM64 245H65V244H63L62 247L65 248ZM81 245H82V244H81ZM140 245H141V244H140ZM143 245H144V244H143ZM168 245H169V244H168ZM168 245H167V246H168ZM198 245H199V244H198ZM224 245H225V244H224ZM224 245H223V246H224ZM229 245H230V244H229ZM240 245H241V244H240ZM248 245H249V244H248ZM43 246H44V245H43ZM110 246L112 247V244H111ZM144 246H145V245H144ZM144 246H143V247H144ZM154 246H156V248H157V245L154 244L153 247H154ZM159 246L161 247L160 244H159ZM183 246H184V245H183ZM204 246H205V245H204ZM256 246H257V245H256ZM256 246H255V247H256ZM69 247H71V246H69ZM72 247H73V246H72ZM81 247H82V246H81ZM111 247H110V248H111ZM179 247H180V246H179ZM181 247H182V246H181ZM181 247H180V248H181ZM217 247H218L219 249H217ZM149 248H150V246H149ZM156 248H155L154 251L152 252L153 257L156 258V259H154V261L157 260V257H158V256L162 255V253H161L160 255L156 253V252H157V251H156ZM166 248H167V247H166ZM257 248L259 249V246H258ZM12 249H13V248H12ZM20 249H21V248H20ZM69 249H70V248H69ZM69 249H68V250H69ZM88 249H89V248H88ZM201 249H202V248H201ZM234 249H235V248H234ZM243 249H244V248H243ZM57 250H58V248H57ZM57 250H56V251H57ZM59 250H60V249H59ZM68 250H67V251H68ZM86 250H87V249H86ZM95 250H96V248H95ZM174 250H175V249H174ZM182 250H183V249H182ZM182 250H181V251H182ZM247 250H248V249H247ZM11 251H13V250H11ZM17 251H18V250H17ZM35 251H36V250H35ZM63 251H64V250H63ZM63 251H62V252H63ZM69 251H70V250H69ZM111 251H112V250H111ZM143 251H144V250H143ZM161 251H162V250H161ZM169 251H170V250H169ZM171 251L173 252V246L171 247ZM181 251H180V252H181ZM189 251H190V250H189ZM216 251H217V252H216ZM245 251H246V250H245ZM53 252H54V251H53ZM78 252H79V251H78ZM88 252H89V251H88ZM125 252H126V251H125ZM133 252H134V251H133ZM12 253H13V252H12ZM54 253H56V252H54ZM89 253H90V252H89ZM98 253H99V252H98ZM183 253H184V252H183ZM6 254H7V253H6ZM23 254H24V253H23ZM56 254H58L59 257H60V252H57ZM63 254H64V253H63ZM126 254H127V253H126ZM128 254H129V253H128ZM133 254H134V253H133ZM152 254H151V255H152ZM172 254H174V252H173V253H171V252L168 253V256H169V257L173 256L172 258L174 259V256H175V255H172ZM234 254H235V253H234ZM253 254H254V253H253ZM7 255H8V254H7ZM18 255H19V254H18ZM53 255H54V254H53ZM58 255H57V256H58ZM75 255H76V254H75ZM75 255H74V256H75ZM189 255H190V254H189ZM222 255H221V256H222ZM19 256H20V255H19ZM22 256H23V255H22ZM55 256H56V255H55ZM66 256H67V255H66ZM71 256H72V255H71ZM82 256H84V255H82ZM98 256H99V255H98ZM125 256H126V255H125ZM182 256H183V255H182ZM2 257H3V256H2ZM7 257H8V256H7ZM80 257H81V256H80ZM257 257H258V256H257ZM260 257H261V255H260ZM52 258H53V257H52ZM65 258H67V257H65ZM103 258H105V257H103ZM110 258L112 259L111 256H110ZM147 258H148V257H147ZM181 258H182V257H181ZM222 258H221V259H222ZM231 258H232V257H231ZM57 259H58V258H57ZM57 259H56V261H57ZM73 259H74V258H73ZM79 259H80V258H79ZM111 259H110V260H111ZM131 259H132V258H131ZM148 259H149V258H148ZM158 259H160V258H158ZM175 259H176V256H175ZM218 259H217V260H218ZM232 259H233V258H232ZM52 260H53V259H52ZM99 260H102L101 257H100ZM108 260H109V259H108ZM165 260H166V259H165ZM262 260H263V259H262ZM20 261H21V260H20ZM120 261H121V260H120ZM132 261H133V260H132ZM219 261H221V260H219ZM255 261H256V260H255ZM43 262H44V261H43ZM76 262H77V261H76ZM95 262H98V261L95 260ZM125 262H126V260H125ZM146 262H147V261H146ZM232 262H233V260H232ZM252 262H253V261H252ZM52 263H53V262H51V264H52ZM55 263H57V262H55ZM60 263H61V262H60ZM65 263H66V261H65ZM69 263H70V262H69ZM83 263H84V262H83ZM86 263H87V262H86ZM110 263H111V262H110ZM173 263H174V262H173ZM214 263H215V262H214ZM217 263H218V261H217ZM238 263L241 264L242 262L239 261ZM249 263H251V262H248V263L245 262V263H242V264H249ZM53 264H54V263H53ZM57 264H58V263H57ZM62 264H63V263H62ZM72 264H73V263H72ZM134 264H135V263H134ZM142 264H143V263H142ZM144 264H145V263H144ZM152 264H153V263H152ZM252 264H253V263H252ZM254 264H255V262H254ZM260 264H264V263H260Z\"/></svg>",
	"mask_w": 264,
	"mask_h": 264
}]
</instances>
